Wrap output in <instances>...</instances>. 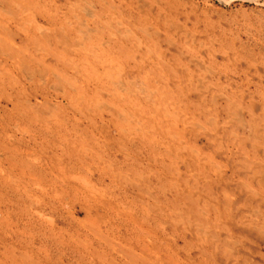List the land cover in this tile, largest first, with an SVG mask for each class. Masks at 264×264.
<instances>
[{
	"label": "rangeland",
	"instance_id": "1",
	"mask_svg": "<svg viewBox=\"0 0 264 264\" xmlns=\"http://www.w3.org/2000/svg\"><path fill=\"white\" fill-rule=\"evenodd\" d=\"M9 1H11V3ZM16 1L18 2V4ZM42 1L44 2V4ZM47 1L49 4L46 2V0H13V2H12V0H5V1L0 0V3L3 4V5L0 4V10H1L0 14L2 16V17L0 16V18H1L0 19V24H1L0 25V29H1L0 34L3 35V36L0 35V39L2 38V40H0L1 41L0 45L3 43L1 45L2 51H0V57H1L0 58V72H1L0 73V79L2 78L4 81V82H2L1 81L2 79L0 80V172H1L0 173V234L2 233L0 235V257H1L0 258V264H158V263L159 264H166V263H168V264H236V263L237 264H239V263L240 264H251V263L252 264L253 263L254 264H264V232L261 230V227H264V197H263L264 196V169H263L264 168V160H263L264 159L263 158L264 157V152H263L264 151V147H263L264 146V134H263L264 133V125H263L264 124V119H263L264 118V78H263L264 77V74H263L264 73V70H263L264 69V64H263L264 63V0H165V1L164 0H148V1L147 0H115V2H114V0H104V1L103 0H100V1L99 0H89L90 4H89V2H86L88 0H82V1L81 0H70V1L69 0H60L59 2H58V0H47ZM64 1L66 3H64ZM84 1H85V5H88V6H84ZM160 1H164V3L160 2ZM166 1H167V3H165ZM4 2H6L7 4ZM32 2H37V3L32 4ZM95 2H96V4H95ZM99 2L101 4H98ZM110 2L112 3V5ZM132 2H134V4ZM152 2L155 4H156V2L158 4L160 2V4H159L160 6L158 4L155 5ZM12 3H14V4H12ZM29 3L32 4V6H30ZM75 3H78L79 5L78 4L76 5ZM91 3H92V5H91ZM104 3H106V5ZM107 3H109V4H107ZM80 4H81V7H80ZM119 4H120V6L122 5L124 7V9H126V10H124L122 6L119 7ZM1 5L3 7H1ZM33 5H35V6H33ZM41 5H42V9H41ZM44 5H47L46 9H44L46 7ZM63 5H65L64 8L62 7ZM102 5L106 6L105 10H103L104 6H103V8L101 7ZM113 5H115V6H113ZM51 6L53 9L51 8ZM76 6H78V7H76ZM8 7H9V10H8ZM48 7H50V8H48ZM55 7H57V8H55ZM69 7L70 8L72 7V8L70 9ZM79 7H80V9H79ZM87 7H89V8L91 7L93 9V11L95 13V17H91V15H89L85 11V8H87ZM107 7H109V8H107ZM113 7H114V9H113ZM159 7H161V8H159ZM169 7H170V9H169ZM142 8H143V10H142ZM14 9H16V10L14 11ZM27 9H29V10H27ZM47 9H49V10L47 11ZM71 10H73V11L71 12ZM79 10H81V11H79ZM108 10H109V13L107 12ZM4 11L6 13H8V12L9 13L6 14ZM50 11H51V13H50ZM74 11L76 13H74ZM11 12H13V13H11ZM16 12L18 15L16 14ZM61 12H62V15H65V16H63L64 18L61 16V14H60ZM185 12H187V14H184ZM69 13L74 14L76 17L74 15H70ZM86 13H87V15H86ZM77 14L79 15L78 18H80L79 19L80 23L76 19L78 16ZM103 14L105 17H103ZM130 14H131V16H130ZM142 14H143V16H142ZM159 14H160V16H159ZM180 14H182V16ZM53 15L55 18L53 17ZM127 15H129V16H127ZM132 15H134V16H132ZM156 15H158V16H156ZM44 16H46V17H44ZM67 16H68V18L71 17L72 19L69 18V20H68V18H66ZM99 16L101 18H99ZM146 16H148L147 19H152V21L151 22H150V20L145 21ZM149 16H150V18H149ZM194 16H196V17H194ZM7 17H9V18H7ZM12 17H13V19H12ZM57 17H59V18H57ZM152 17H154V18H152ZM25 18H26V20H25ZM98 18H99V20H98ZM53 19L54 20L56 19V21H53ZM70 19L72 21L75 19V21H73L74 23L72 21H70ZM117 19H119V20L121 19V21H118ZM128 19L129 20L131 19V20L129 21ZM138 19H140V20H138ZM188 19H189V21H188ZM132 20H134V23L131 24ZM5 21L6 22L9 21V22L6 23ZM82 21L83 22L86 21L88 25L85 24L83 26V24H81ZM95 21H96V23H95ZM136 21H137V23H139L138 26H136L137 25ZM157 21H158V23H157ZM184 21L186 22V24ZM97 22H98V24H97ZM106 22H108V25L106 24ZM120 22H122V24ZM123 22L127 23V25H129V26H127ZM164 22H165V24H164ZM198 22L199 23L201 22V23L199 24ZM202 22H203V24H202ZM204 22H205V24H204ZM2 23H3V25L4 24L5 25L3 26ZM12 23H13V26H12ZM15 23H16V25H15ZM17 23L18 24L20 23V24L18 25ZM23 23H25L26 25L25 24L23 25ZM35 23L40 24L42 26H43V24H45L44 28L48 27L46 29L47 30L46 33H47L48 37L45 36V38H44L45 41H43L44 39H42L44 37V35L40 31L38 32V29L35 28V27H37V26H35ZM55 23L57 24V26H59V28L56 26ZM109 23H110V25H109ZM70 24H72V25H70ZM133 24L134 25L136 24V25L133 26ZM209 24H211L210 26H212V28L209 26ZM68 25H69V27H68ZM74 25L80 26V28L76 26L75 29H77V30L75 31L74 27H71ZM140 25L142 26V29H140L141 28ZM218 25L220 28L217 27ZM17 26H19V27L17 28ZM21 26H23L26 29V33H25V29ZM63 26H64V28H63ZM65 26L68 27V29L71 27L70 28L71 31H69L70 29L69 30L67 28L65 29ZM147 26H149V27L146 28ZM171 26H173V27H171ZM187 26H188V28H187ZM193 26H194V28H193ZM195 26H196V28H195ZM26 27H29V28H26ZM87 27H92L93 32H95V33L92 32V34L89 37H84V34L82 33V31H83V29H85ZM183 27H184V29H183ZM199 27H200V29H199ZM8 28H10V29H8ZM54 28H57V29H54ZM99 28H100V30H99ZM96 29L98 30V32ZM146 29H147V31H145ZM171 29H172V32H171ZM213 29H214V31H213ZM110 30L111 31L113 30L112 35L110 34V32H111ZM128 30L130 32L127 34ZM155 30H156V32H155ZM175 30H177L176 33H175ZM183 30H185V31H183ZM188 30H189V32H188ZM195 30H197V31L193 34L192 32ZM210 30H212V32ZM59 31H60V35H59ZM66 31H67V33H66ZM106 31L108 32V34L106 33ZM157 31L159 32L160 36L157 34L158 33ZM16 32H17V34H15ZM79 32H81L82 34H80ZM71 33L74 34L73 37H72ZM114 33L116 36H113ZM147 33H148V35H147ZM171 33H175L176 35L175 34L171 35ZM64 34H66L67 36ZM139 34H140V36L141 35L142 36L140 37ZM181 34H182V36H181ZM248 34H250V35H248ZM38 35L41 36V38ZM75 35H76V37H75ZM130 35H131V37H130ZM198 35H199V37H198ZM26 36H29L31 38H28ZM34 36H35V40H34ZM80 36H82V37L79 39ZM178 36H180V37H178ZM151 37H152V39H151ZM7 38L10 40H8ZM121 38H123V39H121ZM131 38L135 39V42ZM148 38L150 39L151 42L148 41L149 40ZM179 38H180V40H179ZM190 38H191V40H190ZM23 39H24V41H23ZM25 39H26V42H25ZM57 39H61V40H57ZM77 39H78V41L81 39L82 40L78 42ZM101 39H102V41H100ZM107 39H108V41L110 40L109 41L110 44L107 41ZM115 40H116V42H115ZM123 40H126V42ZM152 40H154V41H152ZM13 41H14V43H13ZM62 41H63V43H62ZM88 41H89V43H88ZM104 41H105V43H104ZM163 41H164V43H163ZM197 41H198V44H197ZM68 42H69V44H68ZM127 42H128V44H127ZM229 42H230V44H229ZM120 43H123L124 45L120 44ZM190 43H192V45ZM41 44H44V47H42L43 45L41 46ZM85 44H86V46H85ZM141 44H142V46H141ZM152 44L157 45L158 48H157V46H155V45L153 46ZM193 44H194V46H193ZM241 44L244 47L242 50L240 49V48H242ZM8 45H9V47H8ZM10 45H12V46H10ZM57 45H59V46H57ZM73 45H76V46L73 47ZM116 45L120 51L118 49H116L117 48V47H115ZM121 45L123 48H121ZM126 45H128V47H125ZM182 45H185L186 47L182 46ZM228 45H229V47H228ZM249 45L251 47H248ZM67 46H69V48ZM113 46H114V49L112 48ZM203 46H204V48H203ZM220 46L222 49H220ZM222 46H224V47H222ZM10 47H12V48H10ZM29 47H31V48H29ZM72 47L77 49V50H74ZM89 47H91L92 49ZM93 47H94V49H93ZM101 47L103 49L106 48L105 49L106 51L105 50H104L105 52L102 51L103 49L101 50ZM152 47H153V49H152ZM13 48H15V49H13ZM45 48H47V49L50 48V49L49 50L46 49L48 51V52H46V50H44ZM95 48H96V50H95ZM166 48L168 49V51ZM223 48H225V49H223ZM250 48H252V49H250ZM28 49H30V50H28ZM38 49H39V53H38ZM87 49H89V50H87ZM127 49L130 52L127 51ZM181 49H184V50L182 51ZM191 49H193V50H191ZM10 50H11V52H10ZM59 50L60 51L62 50V51L60 52ZM194 50H196V51H194ZM218 50H219V53H218ZM224 50H226L227 53ZM26 51L29 53V55ZM53 51L54 52L56 51V54ZM121 51H122V53H121ZM135 51H137V52H135ZM138 51H140V52L138 53ZM160 51L163 52L164 54L163 53L161 54ZM181 51H182V53H181ZM250 51L255 53L254 57H253L254 53L252 54ZM12 52H14L15 54ZM20 52H22V53H20ZM95 52H96V54H95ZM124 52L127 53V56L124 55L125 54ZM149 52H150V57L148 55ZM186 52L188 53V55L185 54ZM246 52H248L250 54H248ZM49 53H51V54H49ZM104 53L106 55H108L109 58ZM110 53H112L114 56ZM115 53L116 54L119 53V54H117V56H116ZM128 53L130 54L129 55L130 57H128ZM32 54H34V55H32ZM141 54L142 55L144 54V56H142ZM206 54H208L207 56H209V54H211V55L209 57H206ZM53 55L55 58H53ZM57 55H59V56L57 57ZM64 55H66V56H64ZM79 55H81V56H79ZM109 55H111V56H109ZM242 55L244 56L243 60H242ZM248 55H249V57H248ZM32 56H34L35 58H32ZM45 56H46V59H45ZM62 56H63V58H60ZM134 56H135V58H134ZM211 56H212V61H210ZM231 56H232V59H231ZM255 56H256V58H255ZM75 57L77 58V61L78 60H82V61H78L76 63ZM111 57H113V58H111ZM131 57H133V59ZM148 57H149V59H148ZM190 57H192V58L195 57L196 59L195 58L192 59ZM238 57H239V60H237ZM31 58L34 59V60H32L33 62L31 61ZM36 58L38 59L39 62L36 60ZM74 58H75V61H74ZM103 58H104V60H103ZM127 58H131L132 61L131 60L129 61V59H127ZM67 59H69L70 61L68 62ZM87 59L88 60L90 59V60L88 61ZM114 59H117V60H114ZM144 59H145V61H144ZM162 59H163V61H162ZM200 59H203V60H200ZM12 60H15V61H12ZM59 60H61V61H59ZM188 60H189V62H188ZM220 60H222L224 62H222ZM122 61L124 64H122ZM128 61H129V63H128ZM153 61H155L156 63ZM60 62H61V64H60ZM72 62H74V63H72ZM17 63H18V65H17ZM46 63H48V64H46ZM80 63L83 66L80 65ZM89 63H90V65H89ZM99 63H101V64L99 65ZM144 63H146V64H144ZM211 63H212V65H211ZM249 63L251 64V66H249L250 65ZM23 64H24V66H23ZM51 64H53V65L50 66ZM85 64L89 65V66H86ZM107 64H109V66ZM110 64L114 67H112ZM133 64H136V65H133ZM216 64H218V65H216ZM58 65L61 68H59ZM131 65H133V66H131ZM165 65H167V66H165ZM184 65L187 68H185ZM214 65H216V66L213 67ZM11 66H13V67H11ZM53 66L54 67L56 66L57 68L55 67L56 68L55 69V68H53ZM126 66H127V68H126ZM147 66L148 67L150 66V67L148 68ZM151 66H152V68H151ZM97 67H98V69H97ZM132 67H134V68L138 67V68L133 69ZM161 67H162V69H161ZM217 67L219 68V70ZM7 68H8V70H6ZM18 68L22 71H20ZM66 68H69V69H66ZM78 68H80V69H78ZM108 68L110 69V71ZM113 68L115 70H112ZM128 68L130 69V71H128L129 70ZM146 68H147V71H146ZM188 68H189V70H187ZM225 68H227V69H225ZM54 69L57 72L56 75H55ZM70 69H72V70H70ZM88 69H90V71L92 70L91 71L92 76H91V72L88 71ZM197 69L199 72L197 71ZM17 70H18V72H17ZM25 70H27V71L25 72ZM102 70H104V73ZM132 70L135 71L134 74H133L134 71L131 72ZM149 70L150 71L153 70V71L150 72ZM23 71H24L25 75H23L21 73ZM36 71H38V72H36ZM77 71H79V72L81 71V72L78 73ZM83 71H86V72H83ZM112 71H114V72H112ZM122 71H123V73H122ZM161 71L162 72L164 71V72L162 73ZM10 72H11V74L9 75L8 73H10ZM45 72H46V74L47 73L48 74L46 75ZM109 72H112V73L110 74ZM125 72H127V73H125ZM171 72H173L175 75ZM204 72L205 73L207 72V74H205ZM68 73L70 75H68ZM140 73H141V75H140ZM184 73H186L187 77ZM189 73H192V74H189ZM212 73H214V74H212ZM6 74H7V76H6ZM57 74L59 75V77L57 76ZM80 74H81V76H80ZM87 74H88V76H87ZM93 74H96V75L98 74L99 76L95 75L93 78ZM142 74H144L143 77H142ZM162 74L165 75V77ZM196 74H198V75H196ZM60 75H61V77H60ZM72 75H74V76L76 75V76L73 77ZM84 75H85V78H82V77H84ZM109 75H110V77H109ZM116 75H117V77L119 76L118 79H116L117 78ZM145 75H146V78H145ZM27 76H30V77H27ZM103 76H104V78H103ZM133 76H134V78H133ZM24 77L25 78L27 77L26 80H28V81H26ZM86 77H88V78L91 77V78L86 79ZM156 77H158V78H156ZM177 77H178V79H177ZM199 77H201V78H199ZM12 78H15L16 81ZM31 78L33 81L31 80ZM75 78H76V80H75ZM163 78H166V79H163ZM7 79H8V81H7ZM47 79H50V80H47ZM80 79H81V81H80ZM153 79H155L157 83ZM173 79H174V81H176L175 85L173 84L174 83ZM202 79H204V81ZM10 80H13V81L10 82ZM45 80H47V81H45ZM64 80H65V82H71L72 81L73 83H65ZM89 80H91L90 81L91 83L90 82L88 83ZM96 80H98V82ZM103 80L105 82H103ZM109 80H110V83H109ZM111 80H112V82H111ZM113 80H114V82H113ZM116 80H118V81H116ZM148 80L150 81V83L148 82ZM163 80H166V81H163ZM186 80L188 83L185 82ZM193 80H195V82ZM43 81H45L44 84H47L46 86L42 83ZM61 81H62V83H61ZM92 81L95 82L94 83L95 86H93ZM115 81H116V84H114ZM121 81L125 85L124 84L122 85V83H120ZM128 81H130V82H128ZM182 81H184L185 83ZM208 81L211 83L209 84ZM31 82L33 84H31ZM55 82H57V83H55ZM86 82H87V84H86ZM100 82H102L101 83L102 86H100L101 85ZM145 82L148 85V87H146L147 85L145 84ZM178 82L180 85L178 84ZM11 83L13 84L12 87H11V85H9ZM75 83H77V84H75ZM111 83L113 85H111ZM62 84L64 85V87ZM69 84H71V85H69ZM140 84H143L144 86L145 85L146 86L145 87L142 85L140 86ZM158 84H160V85H158ZM199 84H200V86H198ZM60 85L62 86L61 89H63L61 91L59 90ZM78 85H80V86L82 85V87H80ZM84 85H85V87H83ZM169 85H170V87H169ZM182 85H184V86H182ZM224 85H225V87H224ZM48 86H50V87L48 88ZM71 86H73L75 88H73ZM109 86H111V87H109ZM123 86H124V88H123ZM125 86H126V88H125ZM131 86H133V87H131ZM176 86L178 89L176 88ZM14 87H15V90L12 89ZM95 87H96V89H95ZM98 87H99V90L100 89L102 90V88H103L102 93L98 90ZM116 87H118V88H116ZM65 88H66V90H65ZM79 88L81 89L80 92H78ZM108 88H111V89L108 90ZM233 88H235V90ZM236 88L239 90H237ZM92 89H93V91H92ZM129 89H131V90H129ZM161 89H163L165 92ZM167 89H169V90H167ZM176 89H177V91H175ZM188 89L190 92L188 91ZM64 90H65V95L63 94ZM72 90H73V93H72ZM104 90H106V91L104 92ZM110 90L111 91L116 90V91H114L113 94L111 95L112 92L110 93ZM137 90H139L140 92ZM216 90L217 91L219 90L221 92V95L219 94L220 92L218 93V92H216ZM17 91H19V92H17ZM58 91L61 94H59ZM86 91H88L89 95L87 94ZM131 91L134 92L135 94L131 93ZM135 91H137V92H135ZM150 91H154L153 98L155 100L153 99V101H151L150 98L147 97V95ZM210 91H211V93H210ZM52 92H54V93H52ZM92 92H93V94H92ZM120 92H122V93H120ZM126 92L128 93V95ZM141 92H142V94H141ZM166 92H167V94H166ZM172 92L175 93L177 96L175 94L173 95ZM248 92H249V94H248ZM119 93H120V95H119ZM125 93H126V95H125ZM188 93H190V94H188ZM40 95H43V96H40ZM130 95H131V97H129V99L131 101L128 99V96H130ZM213 95L215 98L213 97V99H212L211 97ZM223 95H225V96H223ZM47 96H48V98H47ZM88 96L92 97L93 100H91L92 98H90ZM202 96H203V98H202ZM234 96H235V98H234ZM82 97L85 98V101ZM116 97H118V99ZM119 97L120 98L122 97V99L124 100V102L126 101V103H124L123 100L120 99L122 101L121 102L119 100ZM132 97H134V98H132ZM185 97H186V99H185ZM196 97H197V99H196ZM60 98H62V99H60ZM94 98H95V100H94ZM176 98L178 101L176 100ZM191 98H192V100H191ZM251 98H252V100H251ZM97 99L101 100V102H102V103L100 102V104H102L101 106L98 105L99 100H97ZM127 99H128V101H127ZM167 99H169V100H167ZM200 99H201V101H200ZM44 100L48 101V103L45 102ZM172 100L173 101L175 100V101L173 102ZM189 100H190V102H189ZM23 101H25V102H23ZM75 101H76V103H75ZM105 101L107 102V104ZM132 101H134V102L132 103ZM50 102L54 105V107L53 106L50 107L52 105ZM58 102H59V104H58ZM70 102H72V103H70ZM79 102H82V103L79 104ZM94 102H95V104H94ZM116 103L117 104L121 103V104H120V106H118ZM209 103H210V105H212V107L209 105ZM225 103L226 104L228 103V104L226 105ZM250 103L251 104L253 103V104L251 105ZM62 104H64V105H62ZM139 104H141L140 105L141 107H139ZM171 104H172V107H171ZM248 104L250 105V107ZM58 105L59 106L61 105L60 106L61 110L59 109ZM90 105H92V106L90 107ZM96 105H98L99 108ZM87 106L89 109L88 108L85 109V107H87ZM132 106L135 108H133ZM152 106H155V107H152ZM245 106H247V107H245ZM42 107H44V108L42 109ZM112 107H113V109H112ZM122 107H123V109H122ZM158 107H160V108H158ZM193 107L195 108L196 112H195ZM105 108H107V109H105ZM132 108H133V110H132ZM46 109L48 110L47 112H46ZM52 109H53V111H52ZM57 109H59L60 112H58ZM135 109H136V111H134ZM138 109H139V111H138ZM165 109H167V110H165ZM40 110H41V112H40ZM69 110H71V112H69ZM105 110H106V112H105ZM112 110H113V114H112ZM126 110L128 113H130V115H128V113H125ZM162 110H163V112H162ZM250 110H251V112H250ZM37 111L40 112L41 114L38 113ZM42 111H44V112H42ZM98 111H100V112H98ZM180 111L183 113V115ZM50 112H51V114H50ZM85 112H87V114ZM116 112H117V115H116ZM118 112H120V113L123 112L124 114L121 113L122 115H120V113H118ZM142 112H143V116L141 115ZM151 112H152V114H151ZM165 112H166V114H165ZM238 112L242 113V114L240 113L239 117H238V115H236ZM45 113H48V115ZM54 113H55V115H54ZM101 113H102V115H101ZM106 113H108V114H106ZM131 113H133V114H131ZM6 114H8V115H6ZM52 114L54 117L52 116ZM134 114L136 117L134 116ZM45 115H47V117H49V116H51V117L47 118ZM74 115L77 116L78 118L75 117ZM144 115H146V116L144 117ZM184 115H186V116H184ZM66 116H68L71 119H69ZM123 116H125V118ZM151 116L153 119H150ZM163 116H165V117L163 118ZM34 117H37L39 119L34 118ZM115 117H117L118 119ZM142 117H143V120H142ZM241 117L243 118L244 122L240 121L239 118H241ZM31 118L34 121H32ZM126 118H129V119H126ZM158 118H160V119H158ZM19 119L22 121H20ZM46 119H48V120L46 121ZM61 119H62V122H60ZM206 119H207V121H206ZM222 119H224V121ZM257 119L260 121L258 122ZM50 120H51V122H50ZM53 120H56V121H53ZM145 120H148V121L146 122ZM57 121L59 123H62V124L59 125V123ZM75 121H78V122L75 123ZM140 121H144V122H140ZM154 121H156V122H154ZM238 121L241 123H239ZM80 122H82V123L80 124ZM124 122H126V123L124 124ZM209 122H210V124H209ZM212 122L215 124H212ZM43 123L44 124L46 123V124L43 125ZM219 123H220V125H219ZM22 124H24V126ZM48 124L51 126L49 127ZM63 124L65 125V127L61 126ZM68 124H69V126H68ZM141 124H143L145 126H143ZM151 124H153V125H151ZM161 124H162V126H161ZM135 125H136V127H134ZM211 125H212V127H211ZM215 125H216V127H215ZM252 125L256 126V128L253 127ZM26 126H28L31 130ZM38 126L40 127L41 131H39L40 129ZM75 126L77 128H75ZM81 126H83V127H81ZM137 126H138V128H137ZM140 126H142V128ZM201 126L202 127L204 126V127L202 128ZM220 126H221V128H220ZM147 127H150V128H147ZM214 127H215V129H214ZM25 128H26V130L28 129L29 132H27L28 130L26 131ZM131 128H133V129H131ZM17 129H19V130H17ZM42 129H43V131H42ZM70 129H72V130H70ZM192 129L194 130V132H191ZM200 129H202V130H200ZM248 129H249V131H248ZM23 131L24 132L26 131L27 133L26 132L24 133ZM71 131H73V132H71ZM142 131H144V132H142ZM173 131L175 134L173 133ZM230 131H232V132H230ZM37 132L38 133L40 132V133L38 134ZM195 132H196V135H195ZM197 132H198V134H197ZM243 132H245L246 134ZM249 132H251V133H249ZM167 133H169V134H167ZM200 133H201V135H200ZM217 133H218V135H217ZM152 134H153V136H151ZM212 135H213V138H212ZM156 136H158V137H156ZM235 136L237 138H239L241 136L240 137L241 139L240 138L236 139ZM152 137H154V138L156 137V139H154ZM187 139L188 140L190 139V140L188 141ZM244 139H247V140H244ZM131 140H132V143H131ZM156 140H158L159 142H157ZM171 140H172V142H170ZM252 140H254L255 142ZM154 141H155V143H154ZM242 141H244V142H242ZM257 141H258V144H257ZM178 142H180V143H178ZM162 143H164V144H162ZM186 143H189V144L187 145ZM219 143L221 145H218ZM104 144H105V146H104ZM176 144L179 147H177ZM190 144L193 147L192 149H191V146L189 147ZM201 144H203V145H201ZM230 144H232V145H230ZM60 145H63V147ZM99 145H100V147H99ZM119 145H120V147H122V149H120V147H118ZM169 145H170L171 149H169V147H168ZM172 145H174V146L172 147ZM258 145H259V147H258ZM180 146L182 149L180 148ZM215 147H216V149H215ZM162 148H164V149H162ZM166 148H167V150H166ZM178 148H180V149H178ZM171 150H172V153H171ZM182 150H183V152H182ZM165 151H167V152L165 153ZM168 151L170 152V154ZM197 151H198V153H197ZM232 151H233V153L235 152V154H233ZM251 153H252V155H251ZM154 154H155V156H154ZM156 154L158 157L156 156ZM163 154H164V156H163ZM183 154H184V156H183ZM254 154H255V157L253 156ZM235 155H237V156H235ZM181 156H183V158H181ZM196 156H198V158H200L202 161H200V159L198 160V158ZM251 156L254 158H252ZM33 157H34V159H33ZM181 159L183 162L181 161ZM92 160L94 162H92ZM184 160L186 163L184 162ZM208 160L209 161L211 160V161L209 162ZM226 161L228 164L226 163ZM244 161H246V162H244ZM249 161H251V162H249ZM125 162H126V164H125ZM206 162L208 163L209 166H207ZM140 164L143 166H141ZM203 164H205V165H203ZM131 165H134L133 168ZM246 165H247V167H246ZM196 166H197V168H196ZM120 167L123 171L122 170L120 171ZM187 168H189L190 170H188ZM193 168L195 169V171L193 170ZM243 168H245V169H243ZM90 169H91V171H90ZM148 169H150V170H148ZM200 170H201V172H200ZM215 170H217V171H215ZM220 170H222V171H220ZM225 170H226V172H225ZM92 171H93V173H91ZM138 171L142 172V173H139ZM169 171H170V173H169ZM207 171H208V173H207ZM145 172H147V173H145ZM114 173L115 174L117 173V175H115ZM148 173L150 176L148 175ZM152 173H153V176H152ZM18 174L21 176H19ZM119 174H120V176H119ZM141 174H142V176H141ZM205 174H207V175H205ZM215 174H217V177H215ZM243 174H244V176H243ZM71 175H73L74 177ZM75 175H77V176H75ZM144 175L146 176V178ZM166 175L167 176L169 175V177H167ZM177 175H178V178H177ZM15 176H19L21 179L18 178V180H17V177H15ZM84 176H85V178H84ZM125 176H128V177H125ZM78 177H79V179H78ZM137 177H139V180L137 179ZM140 177H142L144 179H140ZM179 177H180V181H179ZM208 177H209V180H207ZM73 178L74 179L77 178V179L73 180ZM81 178H83V179H81ZM247 178H248V180H247ZM119 179H121V180H119ZM167 179L169 182L167 181ZM71 180H73V181H71ZM77 180H80V181H77ZM133 180H136L137 182L133 181ZM214 180H215V182H213ZM22 181L24 182L25 186L23 185ZM129 181H130V183H129ZM147 182H148V184H147ZM87 183H89V184H87ZM95 183H96V187L94 186ZM175 183H177V184H175ZM198 183H200V184H198ZM179 184H181V185H179ZM146 185L148 186L149 189L146 188L147 187ZM157 185L158 186L161 185L162 187L161 186L158 187ZM185 185H187V186L189 185V187H187ZM39 186L41 188H39ZM120 187L123 189H121ZM130 187L132 188V190ZM133 187H135V188H133ZM157 187H158V189H157ZM203 187H205V188H203ZM27 188L29 190H27ZM164 188H166V190ZM177 188H179V189L177 190ZM251 188H253V189H251ZM102 189H104L103 192H101ZM161 189H163V190H161ZM173 189H175L176 192H174ZM191 190H193V191H191ZM206 190H209V191H206ZM163 191H165V192H163ZM121 192H123V193H121ZM148 192H150V193H148ZM155 192H157V193H155ZM171 192H174L175 194L174 193L171 194ZM187 193H189V194L187 195ZM256 193L258 196L256 195ZM108 194H109V196L107 197ZM90 195H91V197L89 198ZM92 195H94V197ZM149 195L151 196V198ZM179 195H180V197H179ZM198 195H199V197H198ZM22 196H24V197H22ZM111 196H114V197H111ZM111 198H114V199H111ZM204 200H205V202H204ZM221 201H222V203H221ZM210 202H211V204H213L212 205L213 208H212ZM169 203H171V204H169ZM197 203H198V205H197ZM163 204H165V206H163ZM175 206L178 209L174 208V211H173V207H175ZM244 206H245V208H244ZM110 207H111V209H109ZM169 208H170V212H169ZM217 208H219V209H217ZM253 208H255V209H253ZM258 208H259V210H258ZM261 208H262V210H261ZM149 210H151V211H149ZM250 211H252V212H250ZM161 212H163V213H161ZM243 212L244 213L247 212V213L244 214ZM261 212H262V214H261ZM169 213L171 216L168 215ZM254 213H255V215H254ZM128 215L132 216V217H128ZM204 216H208V218L204 217ZM219 216H220V218H219ZM241 216H243V217L241 218ZM147 217H149V219L146 221ZM170 217H174V218H170ZM182 219L185 220V223H184V220L182 221ZM205 219H207V221H205ZM242 219H243V221H242ZM149 220H151V221H149ZM220 220H222V221H220ZM260 220L263 223L260 222ZM177 221H178V223H177ZM179 221H180V224H179ZM189 222L191 224H189ZM195 222H196V224H195ZM222 222L223 223L225 222V223L223 224ZM250 222H253V223H251V225H250ZM135 224H136V226L140 227L141 229L134 226ZM159 224H161L162 226ZM202 224H203V228H200L202 226ZM225 224H226V226H224ZM255 224H256V226H255ZM209 226L211 227V229ZM222 226H224V228H222ZM205 227H207L206 228L207 230L205 229ZM213 227L214 228L217 227L218 229L217 228L213 229ZM255 227H256V229H255ZM184 229H185V232H184ZM199 233H201V234H199ZM143 234L145 235L144 237H143ZM237 234L240 236H238ZM200 240H201V242H200ZM205 240H206V243H205ZM239 240H240V242H239ZM228 241H229V243H228ZM236 241H237V243H235ZM222 243H223V245H221ZM232 245H233V247H232ZM215 246L217 249L215 248ZM227 246H229V248L232 250L230 251V249ZM205 250H207V251H205ZM150 251H151V253H150ZM210 251L212 254L210 253ZM223 251H225L226 253ZM22 252L24 254H22ZM229 256H231V257H229ZM238 256L240 257L239 259H238ZM233 257H235V258H233ZM236 257H237V260H236ZM231 258H233V259H231ZM242 258H243V260H241ZM1 260H4V261L2 262ZM245 260H247V261H245ZM5 261H6V263H5ZM160 261H161V263H160Z\"/></svg>",
	"mask_w": 264,
	"mask_h": 264
},
{
	"label": "bare ground",
	"instance_id": "2",
	"mask_svg": "<svg viewBox=\"0 0 264 264\" xmlns=\"http://www.w3.org/2000/svg\"><path fill=\"white\" fill-rule=\"evenodd\" d=\"M4 1H5V0H4ZM59 1H60V0H58V2H59ZM69 1H70V0H69ZM81 1H82V0H81ZM99 1H100V0H99ZM103 1H104V0H103ZM147 1H148V0H147ZM164 1H165V0H164ZM164 1H160V2L164 3ZM1 2H2V1H1ZM9 2L11 3V1H9ZM12 2H13V0H12ZM16 2H17V1H16ZM42 2H43V1H42ZM46 2L48 3L47 0H46ZM58 2H57V3H58ZM76 2H77V1H76ZM86 2H89V0L86 1ZM105 2H106V1H105ZM107 2H108V1H107ZM114 2H115V0H114ZM117 2H118V1H117ZM145 2H146V1H145ZM160 2H159V4H160ZM170 2H171V1H170ZM173 2H174V1H173ZM2 3H3V2H2ZM2 3H0V4H2ZM4 3H6V2H4ZM36 3H37V2H32V4H36ZM52 3H53V2H52ZM60 3H61V2H60ZM64 3H66V2L64 1ZM68 3H69V2H68ZM93 3H94V2H93ZM110 3H111V2H110ZM120 3H121V2H120ZM132 3L134 4V2H132ZM152 3H153V2H152ZM165 3H167V1H166ZM6 4H7V3H6ZM6 4H5V5H6ZM12 4H14V3H12ZM12 4H11V5H12ZM17 4H18V2H17ZM29 4H30V3H29ZM32 4H30V6H32ZM38 4H39V3H38ZM38 4H37V5H38ZM40 4H41V3H40ZM43 4H44V2H43ZM48 4H49V3H48ZM70 4H71V3H70ZM75 4L77 5L78 3H75ZM75 4H74V5H75ZM81 4H82V3H81ZM81 4H80V7H81ZM89 4H90V2H89ZM95 4H96V2H95ZM98 4H101V3L99 2ZM104 4L106 5V3H104ZM107 4H109V3H107ZM113 4H114V3H113ZM153 4H155V3H153ZM157 4H158V3L156 2L155 5H157ZM159 4H158V5H159ZM2 5H3V4H2ZM2 5H1V7H3ZM21 5H22V4H21ZM54 5H55V4H54ZM60 5H61V4H60ZM71 5H72V4H71ZM71 5H70V6H71ZM78 5H79V4H78ZM91 5H92V3H91ZM105 5H102V6H101L102 8H103V6H104V9H103V10H105V7H106ZM111 5H112V3H111ZM111 5H110V6H111ZM117 5H118V4H117ZM168 5H169V4H168ZM33 6H35V5H33ZM44 6H46V7L44 8V9H46V8H47V5H44ZM44 6H43V7H44ZM48 6H49V5H48ZM64 6H65V5H63L62 7L64 8ZM84 6H88V5H85V1H84ZM107 6H108V5H107ZM113 6H115V5H113ZM121 6H122V5H121ZM121 6H120V4H119V7H121ZM159 6H160V5H159ZM162 6H163V5H162ZM12 7H13V6H12ZM59 7H60V6H59ZM74 7H75V6H74ZM74 7H73V8H74ZM76 7H78V6H76ZM80 7H79V9H80ZM122 7H123V6H122ZM163 7H164V6H163ZM181 7H182V6H181ZM181 7H180V8H181ZM17 8H18V7H17ZM25 8H26V7H25ZM48 8H50V7H48ZM51 8H52V6H51ZM55 8H57V7H55ZM69 8H70V7H69ZM69 8H68V9H69ZM71 8H72V7H71ZM71 8H70V9H71ZM97 8H98V7H97ZM107 8H109V7H107ZM110 8H111V7H110ZM145 8H146V7H145ZM153 8H154V7H153ZM153 8H152V9H153ZM155 8H156V7H155ZM157 8H158V7H157ZM159 8H161V7H159ZM6 9H7V8H6ZM37 9H38V8H37ZM41 9H42V5H41ZM52 9H53V8H52ZM65 9H66V8H65ZM113 9H114V7H113ZM123 9H124V7H123ZM123 9H122V10H123ZM150 9H151V8H150ZM169 9H170V7H169ZM174 9H175V8H174ZM2 10H3V9H2ZM4 10H5V9H4ZM8 10H9V7H8ZM15 10H16V9H14V11H15ZM27 10H29V9H27ZM34 10H35V9H34ZM48 10H49V9H47V11H48ZM74 10H75V9H74ZM120 10H121V9H120ZM124 10H126V9H124ZM142 10H143V8H142ZM145 10H146V9H145ZM0 11H1V10H0ZM30 11H31V10H30ZM37 11H38V10H37ZM66 11H67V10H66ZM72 11H73V10H71V12H72ZM75 11H76V10H75ZM75 11H74V13H76ZM77 11H78V10H77ZM79 11H81V10H79ZM85 11H86L89 15H91V17H95V13H94V11H93V9H92L91 7H90V8H89V7L85 8ZM96 11H97V10H96ZM116 11H117V10H116ZM127 11H128V10H127ZM150 11H151V10H150ZM160 11H161V10H160ZM162 11H163V10H162ZM180 11H181V10H180ZM193 11H194V10H193ZM4 12H5V11H4ZM53 12H54V11H53ZM83 12H84V11H83ZM98 12H99V11H98ZM107 12L109 13V10H108ZM133 12H134V11H133ZM137 12H138V11H137ZM140 12H141V11H140ZM188 12H189V11H188ZM5 13H6V12H5ZM8 13H9V12H8ZM8 13H6V14H8ZM11 13H13V12H11ZM29 13H30V12H29ZM50 13H51V11H50ZM63 13H64V12H63ZM81 13H82V12H81ZM87 13H86V15H87ZM121 13H122V12H121ZM16 14H17V12H16ZM24 14H25V13H24ZM53 14H54V13H53ZM60 14H61L62 17L65 16V15H62V12H61ZM66 14H67V13H66ZM69 14H70V15H74V14H71V13H69ZM106 14H107V13H106ZM127 14H128V13H127ZM148 14H149V13H148ZM156 14H157V13H156ZM182 14H183V13H182ZM182 14H180V15L182 16ZM184 14H187V12H185ZM191 14H192V13H191ZM3 15H4V14H3ZM14 15H15V14H14ZM17 15H18V14H17ZM17 15H16V16H17ZM27 15H28V14H27ZM37 15H38V14H37ZM67 15H68V14H67ZM77 15H78V14H77ZM84 15H85V14H84ZM116 15H117V14H116ZM119 15H120V14H119ZM124 15H125V14H124ZM154 15H155V14H154ZM0 16H1V14H0ZM35 16H36V15H35ZM38 16H39V15H38ZM74 16H75V15H74ZM109 16H110V15H109ZM127 16H129V15H127ZM130 16H131V14H130ZM132 16H134V15H132ZM142 16H143V14H142ZM152 16H153V15H152ZM156 16H158V15H156ZM159 16H160V14H159ZM170 16H171V15H170ZM187 16H188V15H187ZM1 17H2V16H1ZM3 17H4V16H3ZM23 17H24V16H23ZM30 17H31V16H30ZM30 17H29V18H30ZM44 17H46V16H44ZM50 17H51V16H50ZM53 17H54V15H53ZM75 17H76V16H75ZM78 17H79V15L77 16L76 19H77V21L80 23V21H79L80 18H78ZM103 17H105L104 14H103ZM147 17H148V16H146L145 21H146V20H150V22H151L152 19H147ZM194 17H196V16H194ZM194 17H193V18H194ZM7 18H9V17H7ZM7 18H6V19H7ZM14 18H15V17H14ZM21 18H22V17H21ZM29 18H28V19H29ZM39 18H40V17H39ZM54 18H55V17H54ZM57 18H59V17H57ZM63 18H64V17H63ZM66 18H68V16H67ZM69 18H71V17H69ZM69 18H68V20H69ZM99 18H101V17L99 16ZM99 18H98V20H99ZM109 18H110V17H109ZM125 18H126V17H125ZM127 18H128V17H127ZM130 18H131V17H130ZM149 18H150V16H149ZM152 18H154V17H152ZM155 18H156V17H155ZM176 18H177V17H176ZM176 18H175V19H176ZM178 18H179V17H178ZM188 18H189V17H188ZM0 19H1V18H0ZM2 19H3V18H2ZM12 19H13V17H12ZM22 19H23V18H22ZM61 19H62V18H61ZM71 19H72V18H71ZM71 19H70V21H72ZM84 19H85V18H84ZM106 19H107V18H106ZM134 19H135V18H134ZM196 19H197V18H196ZM196 19H195V20H196ZM25 20H26V18H25ZM62 20H63V19H62ZM117 20H118V21H121V19H120V20L117 19ZM117 20H116V21H117ZM126 20H127V19H126ZM128 20H129V19H128ZM130 20H131V19H130ZM130 20H129V21H130ZM136 20H137V19H136ZM138 20H140V19H138ZM158 20H159V19H158ZM177 20H178V19H177ZM53 21H56V19H55V20L53 19ZM73 21H75V19H74ZM73 21H72V22H73ZM100 21H101V20H100ZM111 21H112V20H111ZM118 21H117V22H118ZM123 21H124V20H123ZM132 21H133V22H132ZM132 21H131V24L134 23V20H132ZM141 21H142V20H141ZM143 21H144V20H143ZM186 21H187V20H186ZM188 21H189V19H188ZM5 22H6V21H5ZM8 22H9V21H8ZM8 22H6V23H8ZM24 22H25V21H24ZM33 22H34V21H33ZM36 22H37V21H36ZM64 22H65V21H64ZM64 22H63V23H64ZM67 22H68V21H67ZM109 22H110V21H109ZM113 22H114V21H113ZM113 22H112V23H113ZM184 22H185V21H184ZM46 23H47V22H46ZM49 23H50V22H49ZM73 23H74V22H73ZM73 23H72V24H73ZM75 23H76V22H75ZM95 23H96V21H95ZM95 23H94V24H95ZM103 23H104V22H103ZM120 23L122 24V22H120ZM123 23H125V22H123ZM136 23H137V21H136ZM142 23H143V22H142ZM142 23H141V24H142ZM157 23H158V21H157ZM192 23H193V22H192ZM198 23H199V22H198ZM198 23H197V24H198ZM200 23H201V22H200ZM200 23H199V24H200ZM208 23H209V22H208ZM10 24H11V23H10ZM17 24H18V23H17ZM19 24H20V23H19ZM19 24H18V25H19ZM24 24H25V23H23V25H24ZM30 24H31V23H30ZM50 24H51V23H50ZM50 24H49V25H50ZM55 24H56V23H55ZM61 24H62V23H61ZM72 24H70V25H72ZM81 24H83V26H84L85 24L88 25L86 21H85V22L82 21ZM89 24H90V23H89ZM97 24H98V22H97ZM106 24L108 25V22H106ZM125 24L127 25V23H125ZM138 24H139V23H137V25H136V24H135V25L138 26ZM146 24H147V23H146ZM155 24H156V23H155ZM164 24H165V22H164ZM168 24H169V23H168ZM177 24H178V23H177ZM185 24H186V22H185ZM202 24H203V22H202ZM204 24H205V22H204ZM0 25H1V24H0ZM2 25H3V23H2ZM4 25H5V24H4ZM4 25H3V26H4ZM15 25H16V23H15ZM25 25H26V24H25ZM44 25H45V24H43V26H42V25H40V24H36V23H35V26H37V27H35V28L38 29V32L40 31V32L44 35V37L42 36V37H43L42 39H44L45 36L48 37V36H47V33H46V31H47L46 29H47L48 27L44 28V27H45ZM51 25H52V24H51ZM51 25H50V26H51ZM77 25H78V24H77ZM77 25H76V26H77ZM109 25H110V23H109ZM123 25H124V24H123ZM126 25H125V26H126ZM135 25L133 24V26H135ZM147 25H148V24H147ZM156 25H157V24H156ZM174 25H175V24H174ZM174 25H173V26H174ZM189 25H190V24H189ZM210 25H211V24H209V26H210ZM212 25H213V24H212ZM216 25H217V24H216ZM12 26H13V23H12ZM29 26H30V25H29ZM32 26H33V25H32ZM56 26H57V24H56ZM76 26L74 25V26H71V27H74V29H75ZM81 26H82V25H81ZM90 26H91V25H90ZM103 26H104V25H103ZM115 26H116V25H115ZM127 26H129V25H127ZM140 26H141V25H140ZM145 26H146V25H145ZM149 26H150V25H149ZM149 26H147L146 28H148ZM163 26H164V25H163ZM163 26H162V27H163ZM173 26H171V27H173ZM176 26H177V25H176ZM183 26H184V25H183ZM206 26H207V25H206ZM8 27H9V26H8ZM18 27H19V26H17V28H18ZM21 27H23V26H21ZM57 27L59 28V26H57ZM68 27H69V25H68ZM68 27L65 26V29H66V28L68 29ZM71 27H70V28H71ZM77 27L80 28V26H77ZM92 27H93V26H92ZM92 27H87L88 29H87V28L83 29L82 33L84 34V37H89V36L92 34V32H93V28H92ZM104 27H105V26H104ZM110 27H111V26H110ZM112 27H113V26H112ZM168 27H169V26H168ZM168 27H167V28H168ZM171 27H170V28H171ZM203 27H204V26H203ZM210 27L212 28V26H210ZM210 27H209V28H210ZM217 27L220 28L219 25H218ZM217 27H216V28H217ZM17 28H16V29H17ZM23 28H24V27H23ZM26 28H29V27H26ZM33 28H34V27H33ZM63 28H64V26H63ZM70 28H69V29H70ZM83 28H84V27H83ZM118 28H119V27H118ZM135 28H136V27H135ZM185 28H186V27H185ZM187 28H188V26H187ZM193 28H194V26H193ZM195 28H196V26H195ZM204 28H205V27H204ZM204 28H203V29H204ZM8 29H10V28H8ZM19 29H20V28H19ZM24 29H25V28H24ZM37 29H36V30H37ZM54 29H57V28H54ZM69 29H68V30H69ZM72 29H73V28H72ZM103 29H104V28H103ZM108 29H109V28H108ZM114 29H115V28H114ZM122 29H123V28H122ZM125 29H126V28H125ZM132 29H133V28H132ZM137 29H138V28H137ZM140 29H142V26H141ZM140 29H139V30H140ZM154 29H155V28H154ZM183 29H184V27H183ZM199 29H200V27H199ZM222 29H223V28H222ZM0 30H1V29H0ZM11 30H12V29H11ZM20 30H21V29H20ZM20 30H19V31H20ZM51 30H52V29H51ZM51 30H50V31H51ZM76 30H77V29H75V31H76ZM96 30H97V29H96ZM99 30H100V28H99ZM117 30H118V29H117ZM163 30H164V29H163ZM216 30H217V29H216ZM32 31H33V30H32ZM48 31H49V30H48ZM69 31H71V29H70ZM69 31H68V32H69ZM73 31H74V30H73ZM103 31H104V30H103ZM103 31H102V32H103ZM108 31H109V30H108ZM110 31H111V30H110ZM112 31H113V30H112ZM112 31L110 32L111 35H112ZM122 31H123V30H122ZM126 31H127V30H126ZM136 31H137V30H136ZM145 31H147V29H146ZM173 31H174V30H173ZM176 31H177V30H175V33H176ZM183 31H185V30H183ZM196 31H197V30L193 31L192 33L194 34ZM210 31L212 32V30H210ZM213 31H214V29H213ZM22 32H23V31H22ZM97 32H98V30H97ZM129 32H130V31L128 30L127 34H128ZM137 32H138V31H137ZM141 32H142V31H141ZM148 32H149V31H148ZM155 32H156V30H155ZM157 32H158V31H157ZM171 32H172V29H171ZM186 32H187V31H186ZM188 32H189V30H188ZM231 32H232V31H231ZM0 33H1V32H0ZM4 33H5V32H4ZM25 33H26V29H25ZM29 33H30V32H29ZM29 33H28V34H29ZM32 33H33V32H32ZM66 33H67V31H66ZM77 33H78V32H77ZM79 33L82 34L81 32H79ZM93 33H95V32H93ZM106 33L108 34L107 31H106ZM118 33H119V32H118ZM165 33H166V32H165ZM167 33H168V32H167ZM175 33H171V35H172V34H175ZM183 33H184V32H183ZM209 33H210V32H209ZM5 34H6V33H5ZM15 34H17V32H16ZM48 34H49V33H48ZM71 34H72V33H71ZM98 34H99V33H98ZM100 34H101V33H100ZM110 34H109V35H110ZM130 34H131V33H130ZM144 34H145V33H144ZM152 34H153V33H152ZM157 34L159 35V32H158ZM187 34H188V33H187ZM199 34H200V33H199ZM0 35H1V34H0ZM59 35H60V31H59ZM64 35H66V34H64ZM73 35H74V34H72V37H73ZM77 35H78V34H77ZM104 35H105V34H104ZM137 35H138V34H137ZM147 35H148V33H147ZM175 35H176V34H175ZM189 35H190V34H189ZM248 35H250V34H248ZM1 36H3V35H1ZM22 36H23V35H22ZM22 36H21V37H22ZM29 36H30V35H29ZM29 36H26V37L31 38V37H29ZM38 36H39V35H38ZM49 36H50V35H49ZM54 36H55V35H54ZM66 36H67V35H66ZM100 36H101V35H100ZM113 36H116L115 33L113 34ZM118 36H119V35H118ZM118 36H117V37H118ZM139 36H140V34H139ZM141 36H142V35H141ZM141 36H140V37H141ZM153 36H154V35H153ZM159 36H160V35H159ZM159 36H158V37H159ZM181 36H182V34H181ZM14 37H15V36H14ZM39 37L41 38V36H39ZM58 37H59V36H58ZM75 37H76V35H75ZM81 37H82V36H80L79 39H80ZM120 37H121V36H120ZM130 37H131V35H130ZM178 37H180V36H178ZM183 37H184V36H183ZM186 37H187V36H186ZM186 37H185V38H186ZM198 37H199V35H198ZM12 38H13V37H12ZM52 38H53V37H52ZM103 38H104V37H103ZM108 38H109V37H108ZM124 38H125V37H124ZM136 38H137V37H136ZM144 38H145V37H144ZM155 38H156V37H155ZM188 38H189V37H188ZM7 39H8V38H7ZM47 39H48V38H47ZM85 39H86V38H85ZM104 39H105V38H104ZM121 39H123V38H121ZM126 39H127V38H126ZM131 39L134 40V42H135V39H133V38H131ZM138 39H139V38H138ZM148 39H149V38H148ZM151 39H152V37H151ZM168 39H169V38H168ZM176 39H177V38H176ZM186 39H187V38H186ZM0 40H2V38H1ZM8 40H10V39H8ZM28 40H29V39H28ZM34 40H35V36H34ZM57 40H61V39H57ZM67 40H68V39H67ZM81 40H82V39H81ZM81 40H79V41H81ZM105 40H106V39H105ZM158 40H159V39H158ZM179 40H180V38H179ZM190 40H191V38H190ZM193 40H194V39H193ZM197 40H198V39H197ZM208 40H209V39H208ZM23 41H24V39H23ZM36 41H37V40H36ZM36 41H35V42H36ZM43 41H45V39H44ZM65 41H66V40H65ZM70 41H71V40H70ZM70 41H69V42H70ZM77 41H78V39H77ZM79 41H78V42H79ZM100 41H102V39H101ZM107 41H108V39H107ZM109 41H110V40H109ZM109 41H108V42H109ZM123 41L126 42V40H123ZM127 41H128V40H127ZM129 41H130V40H129ZM148 41H150V39H149ZM152 41H154V40H152ZM160 41H161V40H160ZM198 41H199V40H198ZM198 41H197V44H198ZM0 42H1V41H0ZM3 42H4V41H3ZM25 42H26V39H25ZM35 42H34V43H35ZM53 42H54V41H53ZM69 42H68V44H69ZM72 42H73V41H72ZM90 42H91V41H90ZM93 42H94V41H93ZM115 42H116V40H115ZM130 42H131V41H130ZM130 42H129V43H130ZM136 42H137V41H136ZM150 42H151V41H150ZM165 42H166V41H165ZM201 42H202V41H201ZM224 42H225V41H224ZM232 42H233V41H232ZM232 42H231V43H232ZM249 42H250V41H249ZM7 43H8V42H7ZM13 43H14V41H13ZM16 43H17V42H16ZM62 43H63V41H62ZM70 43H71V42H70ZM86 43H87V42H86ZM88 43H89V41H88ZM88 43H87V44H88ZM104 43H105V41H104ZM106 43H107V42H106ZM141 43H142V42H141ZM146 43H147V42H146ZM152 43H153V42H152ZM163 43H164V41H163ZM166 43H167V42H166ZM174 43H175V42H174ZM178 43H179V42H178ZM183 43H184V42H183ZM236 43H237V42H236ZM239 43H240V42H239ZM252 43H253V42H252ZM2 44H3V43H2ZM2 44H1V45H2ZM4 44H5V43H4ZM9 44H10V43H9ZM17 44H18V43H17ZM26 44H27V43H26ZM35 44H36V43H35ZM37 44H38V43H37ZM75 44H76V43H75ZM83 44H84V43H83ZM109 44H110V42H109ZM120 44H123V43H120ZM127 44H128V42H127ZM136 44H137V43H136ZM148 44H149V43H148ZM190 44L192 45V43H190ZM229 44H230V42H229ZM249 44H250V43H249ZM1 45H0V49H1ZM6 45H7V44H6ZM42 45H43V46H42ZM80 45H81V44H80ZM104 45H105V44H104ZM123 45H124V44H123ZM150 45H151V44H150ZM152 45H153V44H152ZM154 45H155V44H154ZM154 45H153V46H154ZM187 45H188V44H187ZM200 45H201V44H200ZM231 45H232V44H231ZM238 45H239V44H238ZM10 46H12V45H10ZM41 46L44 47V44H41ZM57 46H59V45H57ZM71 46H72V45H71ZM75 46H76V45H73V47H75ZM85 46H86V44H85ZM88 46H89V45H88ZM141 46H142V44H141ZM144 46H145V45H144ZM155 46H157V45H155ZM178 46H179V45H178ZM182 46H185V45H182ZM193 46H194V44H193ZM224 46H225V45H224ZM224 46H222V47H224ZM236 46H237V45H236ZM252 46H253V45H252ZM8 47H9V45H8ZM19 47H20V46H19ZM19 47H18V48H19ZM32 47H33V46H32ZM45 47H46V46H45ZM67 47L69 48V46H67ZM73 47H72V48H73ZM82 47H83V46H82ZM82 47H81V48H82ZM96 47H97V46H96ZM115 47H117V45H116ZM125 47H128V45H126ZM129 47H130V46H129ZM185 47H186V46H185ZM190 47H191V46H190ZM200 47H201V46H200ZM205 47H206V46H205ZM211 47H212V46H211ZM228 47H229V45H228ZM239 47H240V46H239ZM241 47H242V48H240V49L242 50V49L244 48L242 44H241ZM248 47H251V46L249 45ZM10 48H12V47H10ZM15 48H16V47H15ZM15 48H13V49H15ZM21 48H22V47H21ZM29 48H31V47H29ZM40 48H41V47H40ZM40 48H39V49H40ZM55 48H56V47H55ZM58 48H59V47H58ZM79 48H80V47H79ZM89 48H91V47H89ZM109 48H110V47H109ZM112 48L114 49V46H113ZM121 48H123L122 45H121ZM135 48H136V47H135ZM157 48H158V46H157ZM167 48H168V47H167ZM167 48H166V49H167ZM181 48H182V47H181ZM191 48H192V47H191ZM203 48H204V46H203ZM22 49H23V48H22ZM39 49H38V53H39ZM46 49H47V48H45L44 50H46ZM49 49H50V48H49ZM49 49H47V50H49ZM73 49H74V50H77V49H75V48H73ZM85 49H86V48H85ZM91 49H92V48H91ZM93 49H94V47H93ZM102 49H103V48L101 47V50H102ZM105 49H106V48H105ZM105 49H103L102 51H104ZM107 49H108V48H107ZM113 49H112V50H113ZM116 49H118V47H117ZM124 49H125V48H124ZM124 49H123V50H124ZM139 49H140V48H139ZM146 49H147V48H146ZM152 49H153V47H152ZM178 49H179V48H178ZM193 49H194V48H193ZM193 49H191V50H193ZM220 49H222L221 46H220ZM223 49H225V48H223ZM227 49H228V48H227ZM248 49H249V48H248ZM250 49H252V48H250ZM253 49H254V48H253ZM18 50H19V49H18ZM20 50H21V49H20ZM28 50H30V49H28ZM47 50H46V52H48ZM67 50H68V49H67ZM87 50H89V49H87ZM95 50H96V48H95ZM95 50H94V51H95ZM118 50H119V49H118ZM121 50H122V49H121ZM131 50H132V49H131ZM135 50H136V49H135ZM162 50H163V49H162ZM181 50L183 51L184 49H181ZM198 50H199V49H198ZM246 50H247V49H246ZM0 51H2V49H1ZM12 51H13V50H12ZM51 51H52V50H51ZM59 51H60V50H59ZM61 51H62V50H61ZM61 51H60V52H61ZM70 51H71V50H70ZM83 51H84V50H83ZM105 51H106V50H105ZM105 51H104V52H105ZM110 51H111V50H110ZM110 51H109V52H110ZM114 51H115V50H114ZM119 51H120V50H119ZM124 51H125V50H124ZM127 51H129V50L127 49ZM127 51H126V52H127ZM133 51H134V50H133ZM133 51H132V52H133ZM146 51H147V50H146ZM155 51H156V50H155ZM163 51H164V50H163ZM167 51H168V49H167ZM182 51H181V53H182ZM194 51H196V50H194ZM194 51H193V52H194ZM207 51H208V50H207ZM224 51H226V50H224ZM248 51H249V50H248ZM252 51H253V50H252ZM252 51H250V52L253 54L254 52H252ZM10 52H11V50H10ZM26 52H27V51H26ZM53 52H54V51H53ZM67 52H68V51H67ZM71 52H72V51H71ZM111 52H112V51H111ZM126 52H124V53H125L124 55L127 56V53H126ZM129 52H130V51H129ZM135 52H137V51H135ZM139 52H140V51H138V53H139ZM147 52H148V51H147ZM150 52H151V51H150ZM150 52L148 53L149 57H150ZM160 52H161V51H160ZM169 52H170V51H169ZM193 52H192V53H193ZM197 52H198V51H197ZM197 52H196V53H197ZM208 52H209V51H208ZM208 52H207V53H208ZM222 52H223V51H222ZM12 53H14V52H12ZM20 53H22V52H20ZM27 53H28V52H27ZM40 53H41V52H40ZM54 53L56 54V51H55ZM72 53H73V52H72ZM79 53H80V52H79ZM112 53H113V52H112ZM112 53H110V54H112ZM121 53H122V51H121ZM151 53H152V52H151ZM162 53H163V52H161V54H162ZM218 53H219V50H218ZM226 53H227V51H226ZM241 53H242V52H241ZM246 53H248V52H246ZM14 54H15V53H14ZM49 54H51V53H49ZM52 54H53V53H52ZM65 54H66V53H65ZM91 54H92V53H91ZM95 54H96V52H95ZM95 54H94V55H95ZM100 54H101V53H100ZM104 54H105V53H104ZM104 54H103V55H104ZM117 54H119V53H117ZM117 54L115 53L116 56H117ZM152 54H153V53H152ZM163 54H164V53H163ZM185 54L188 55L187 52H186ZM235 54H236V53H235ZM243 54H244V53H243ZM248 54H250V53H248ZM28 55H29V53H28ZM32 55H34V54H32ZM38 55H39V54H38ZM59 55H60V54H59ZM59 55H57V57H58ZM94 55H93V56H94ZM105 55H106V54H105ZM112 55H113V54H112ZM129 55H130V54L128 53V57H130ZM138 55H139V54H138ZM141 55H142V54H141ZM157 55H158V54H157ZM171 55H172V54H171ZM207 55H208V54H206V57H209L211 54H209V56H207ZM240 55H241V54H240ZM254 55H255V53L253 54V57H254ZM49 56H50V55H49ZM64 56H66V55H64ZM79 56H81V55H79ZM85 56H86V55H85ZM101 56H102V55H101ZM106 56L108 57V55H106ZM109 56H111V55H109ZM113 56H114V55H113ZM116 56H115V57H116ZM120 56H121V55H120ZM131 56H132V55H131ZM135 56H136V55H135ZM135 56H134V58H135ZM142 56H144V54H143ZM163 56H164V55H163ZM167 56H168V55H167ZM175 56H176V55H175ZM196 56H197V55H196ZM5 57H6V56H5ZM18 57H19V56H18ZM51 57H52V56H51ZM68 57H69V56H68ZM76 57H77V56H76ZM76 57H75V58H76ZM88 57H89V56H88ZM140 57H141V56H140ZM149 57H148V59H149ZM171 57H172V56H171ZM248 57H249V55H248ZM0 58H1V57H0ZM11 58H12V57H11ZM32 58H35V57L32 56ZM32 58H31V61L34 60V59H32ZM53 58H55L54 55H53ZM60 58H63V56L60 57ZM72 58H73V57H72ZM72 58H71V59H72ZM75 58H74V61H75ZM78 58H79V57H78ZM81 58H82V57H81ZM81 58H80V59H81ZM84 58H85V57H84ZM92 58H93V57H92ZM95 58H96V57H95ZM108 58H109V57H108ZM111 58H113V57H111ZM119 58H120V57H119ZM131 58L133 59V57H131ZM131 58H127V59H129V61H130ZM157 58H158V57H157ZM190 58H192V57H190ZM194 58H195V57H194ZM194 58H192V59H194ZM240 58H241V57H240ZM255 58H256V56H255ZM7 59H8V58H7ZM12 59H13V58H12ZM19 59H20V58H19ZM45 59H46V56H45ZM49 59H50V58H49ZM99 59H100V58H99ZM159 59H160V58H159ZM170 59H171V58H170ZM187 59H188V58H187ZM195 59H196V58H195ZM208 59H209V58H208ZM213 59H214V58H213ZM231 59H232V56H231ZM243 59H244V56L242 55V60H243ZM249 59H250V58H249ZM261 59H262V58H261ZM36 60L38 61L37 58H36ZM67 60H68V62L70 61L69 59H67ZM87 60H88V59H87ZM89 60H90V59H89ZM89 60H88V61H89ZM97 60H98V59H97ZM100 60H101V59H100ZM100 60H99V61H100ZM103 60H104V58H103ZM114 60H117V59H114ZM118 60H119V59H118ZM120 60H121V59H120ZM124 60H125V59H124ZM155 60H156V59H155ZM200 60H203V59H200ZM209 60H210V59H209ZM234 60H235V59H234ZM234 60H233V61H234ZM237 60H239V57H238ZM246 60H247V59H246ZM258 60H259V59H258ZM12 61H15V60H12ZM23 61H24V60H23ZM59 61H61V60H59ZM63 61H64V60H63ZM65 61H66V60H65ZM78 61H82V60H78ZM78 61H77V58H76V63H77ZM93 61H94V60H93ZM101 61H102V60H101ZM106 61H107V60H106ZM129 61H128V63H129ZM131 61H132V60H131ZM142 61H143V60H142ZM144 61H145V59H144ZM149 61H150V60H149ZM156 61H157V60H156ZM160 61H161V60H160ZM162 61H163V59H162ZM164 61H165V60H164ZM198 61H199V60H198ZM210 61H212V56H211V60H210ZM220 61H222V60H220ZM260 61H261V60H260ZM32 62H33V61H32ZM38 62H39V61H38ZM45 62H46V61H45ZM83 62H84V61H83ZM97 62H98V61H97ZM151 62H152V61H151ZM151 62H150V63H151ZM153 62H155V61H153ZM171 62H172V61H171ZM183 62H184V61H183ZM185 62H186V61H185ZM188 62H189V60H188ZM222 62H224V61H222ZM222 62H221V63H222ZM228 62H229V61H228ZM230 62H231V61H230ZM239 62H240V61H239ZM65 63H66V62H65ZM65 63H64V64H65ZM72 63H74V62H72ZM107 63H108V62H107ZM117 63H118V62H117ZM134 63H135V62H134ZM138 63H139V62H138ZM138 63H137V64H138ZM141 63H142V62H141ZM155 63H156V62H155ZM157 63H158V62H157ZM160 63H161V62H160ZM199 63H200V62H199ZM213 63H214V62H213ZM225 63H226V62H225ZM250 63H251V62H250ZM250 63H249V64H250ZM31 64H32V63H31ZM46 64H48V63H46ZM60 64H61V62H60ZM60 64H59V65H60ZM64 64H63V65H64ZM86 64H87V63H86ZM86 64H85V65H86ZM95 64H96V63H95ZM100 64H101V63H99V65H100ZM122 64H124L123 61H122ZM144 64H146V63H144ZM161 64H162V63H161ZM178 64H179V63H178ZM181 64H182V63H181ZM183 64H184V63H183ZM188 64H189V63H188ZM200 64H201V63H200ZM203 64H204V63H203ZM251 64H252V63H251ZM251 64H250L249 66H251ZM263 64H264V63H263ZM12 65H13V64H12ZM17 65H18V63H17ZM52 65H53V64H51L50 66H52ZM59 65H58V67H59ZM68 65H69V64H68ZM73 65H74V64H73ZM80 65H82V64L80 63ZM89 65H90V63H89ZM89 65H86V66H89ZM93 65H94V64H93ZM107 65L109 66V64H107ZM110 65H111V64H110ZM127 65H128V64H127ZM133 65H136V64H133ZM133 65H131V66H133ZM147 65H148V64H147ZM149 65H150V64H149ZM171 65H172V64H171ZM174 65H175V64H174ZM179 65H180V64H179ZM198 65H199V64H198ZM201 65H202V64H201ZM211 65H212V63H211ZM216 65H218V64H216ZM216 65H214L213 67H215ZM255 65H256V64H255ZM20 66H21V65H20ZM23 66H24V64H23ZM23 66H22V67H23ZM26 66H27V65H26ZM29 66H30V65H29ZM35 66H36V65H35ZM50 66H49V67H50ZM82 66H83V65H82ZM97 66H98V65H97ZM108 66H107V67H108ZM111 66H112V65H111ZM115 66H116V65H115ZM120 66H121V65H120ZM124 66H125V65H124ZM141 66H142V65H141ZM154 66H155V65H154ZM158 66H159V65H158ZM165 66H167V65H165ZM188 66H189V65H188ZM199 66H200V65H199ZM253 66H254V65H253ZM2 67H3V66H2ZM11 67H13V66H11ZM55 67H56V66H55ZM55 67L53 66V68H55ZM78 67H79V66H78ZM95 67H96V66H95ZM112 67H114V66H112ZM147 67H148V66H147ZM149 67H150V66H149ZM149 67H148V68H149ZM155 67H156V66H155ZM184 67L187 68L185 65H184ZM197 67H198V66H197ZM201 67H202V66H201ZM206 67H207V66H206ZM206 67H205V68H206ZM231 67H232V66H231ZM3 68H4V67H3ZM20 68H21V67H20ZM26 68H27V67H26ZM47 68H48V67H47ZM51 68H52V67H51ZM56 68H57V67H56ZM56 68H55V69H56ZM59 68H61V67H59ZM80 68H81V67H80ZM80 68H78V69H80ZM104 68H105V67H104ZM115 68H116V67H115ZM121 68H122V67H121ZM126 68H127V66H126ZM132 68H133V69H137L138 67H137V68H136V67H135V68L132 67ZM143 68H144V67H143ZM151 68H152V66H151ZM157 68H158V67H157ZM166 68H167V67H166ZM170 68H171V67H170ZM170 68H169V69H170ZM217 68H218V67H217ZM222 68H223V67H222ZM232 68H233V67H232ZM13 69H14V68H13ZM18 69H19V68H18ZM55 69H54V71H55V75H56L57 72H56ZM66 69H69V68H66ZM84 69H85V68H84ZM97 69H98V67H97ZM108 69H109V68H108ZM108 69H107V70H108ZM128 69H129V68H128ZM154 69H155V68H154ZM161 69H162V67H161ZM161 69H160V70H161ZM164 69H165V68H164ZM178 69H179V68H178ZM209 69H210V68H209ZM214 69H215V68H214ZM225 69H227V68H225ZM6 70H8V68H7ZM19 70H20V69H19ZM23 70H24V69H23ZM48 70H49V69H48ZM58 70H59V69H58ZM70 70H72V69H70ZM76 70H77V69H76ZM86 70H87V69H86ZM94 70H95V69H94ZM94 70H93V71H94ZM99 70H100V69H99ZM107 70H106V71H107ZM112 70H115V69L113 68ZM118 70H119V69H118ZM141 70H142V69H141ZM160 70H159V71H160ZM166 70H167V69H166ZM166 70H165V71H166ZM171 70H172V69H171ZM187 70H189V68H188ZM194 70H195V69H194ZM194 70H193V71H194ZM218 70H219V68H218ZM220 70H221V69H220ZM233 70H234V69H233ZM263 70H264V69H263ZM20 71H22V70H20ZM20 71H19V72H20ZM26 71H27V70H25V72H26ZM44 71H45V70H44ZM51 71H52V70H51ZM54 71H53V72H54ZM63 71H64V70H63ZM88 71H90V69H88ZM91 71H92V70H91ZM91 71H90V72H91ZM95 71H96V70H95ZM97 71H98V70H97ZM102 71H103V73H104V70H102ZM106 71H105V72H106ZM109 71H110V69H109ZM120 71H121V70H120ZM128 71H130V69H129ZM133 71H134V70H132L131 72H133ZM146 71H147V68H146ZM149 71H150V70H149ZM151 71H153V70H151ZM151 71H150V72H151ZM179 71H180V70H179ZM197 71H198V69H197ZM202 71H203V70H202ZM202 71H201V72H202ZM211 71H212V70H211ZM224 71H225V70H224ZM235 71H236V70H235ZM17 72H18V70H17ZM36 72H38V71H36ZM58 72H59V71H58ZM60 72H61V71H60ZM64 72H65V71H64ZM77 72L80 73L81 71H80V72L77 71ZM83 72H86V71H83ZM100 72H101V71H100ZM112 72H114V71H112ZM112 72H109V73L111 74ZM137 72H138V71H137ZM137 72H136V73H137ZM139 72H140V71H139ZM161 72H162V71H161ZM163 72H164V71H163ZM163 72H162V73H163ZM166 72H167V71H166ZM173 72H174V71H173ZM173 72H171V73H173ZM187 72H188V71H187ZM198 72H199V71H198ZM207 72H208V71H207ZM207 72H206V73L204 72V73L207 74ZM221 72H222V71H221ZM239 72H240V71H239ZM0 73H1V72H0ZM5 73H6V72H5ZM14 73H15V72H14ZM21 73H22L23 75H25V74H24V71L21 72ZM43 73H44V72H43ZM66 73H67V72H66ZM71 73H72V72H71ZM97 73H98V72H97ZM115 73H116V72H115ZM122 73H123V71H122ZM125 73H127V72H125ZM134 73H135V71L133 72V74H134ZM143 73H144V72H143ZM147 73H148V72H147ZM158 73H159V72H158ZM168 73H169V72H168ZM174 73H175V72H174ZM174 73H173V74H174ZM8 74L10 75L11 72L8 73ZM45 74H46V72H45ZM47 74H48V73H47ZM47 74H46V75H47ZM53 74H54V73H53ZM60 74H61V73H60ZM62 74H63V73H62ZM74 74H75V73H74ZM76 74H77V73H76ZM85 74H86V73H85ZM89 74H90V73H89ZM100 74H101V73H100ZM105 74H106V73H105ZM119 74H120V73H119ZM133 74H132V75H133ZM138 74H139V73H138ZM151 74H152V73H151ZM160 74H161V73H160ZM184 74L186 75V73H184ZM189 74H192V73H189ZM198 74H199V73H198ZM198 74H196V75H198ZM212 74H214V73H212ZM257 74H258V73H257ZM263 74H264V73H263ZM1 75H2V74H1ZM23 75H22V76H23ZM29 75H30V74H29ZM68 75H70V74L68 73ZM95 75H96V74H93V78H94ZM97 75H98V74H97ZM97 75H96V76H97ZM107 75H108V74H107ZM112 75H113V74H112ZM112 75H111V76H112ZM140 75H141V73H140ZM143 75H144V74H142V77H143ZM162 75H163V74H162ZM174 75H175V74H174ZM179 75H180V74H179ZM6 76H7V74H6ZM14 76H15V75H14ZM22 76H21V77H22ZM30 76H31V75H30ZM30 76H27V77H30ZM57 76L59 77L58 74H57ZM72 76L75 77L76 75H75V76L72 75ZM80 76H81V74H80ZM87 76H88V74H87ZM91 76H92V72H91ZM98 76H99V75H98ZM100 76H101V75H100ZM113 76H114V75H113ZM148 76H149V75H148ZM150 76H151V75H150ZM153 76H154V75H153ZM163 76L165 77V75H163ZM176 76H177V75H176ZM259 76H260V75H259ZM8 77H9V76H8ZM10 77H11V76H10ZM27 77H26V78H27ZM60 77H61V75H60ZM63 77H64V76H63ZM67 77H68V76H67ZM109 77H110V75H109ZM116 77H117V75H116ZM118 77H119V76H118ZM118 77H117L116 79H118ZM135 77H136V76H135ZM140 77H141V76H140ZM142 77H141V78H142ZM167 77H168V76H167ZM173 77H174V76H173ZM186 77H187V75H186ZM211 77H212V76H211ZM216 77H217V76H216ZM15 78H16V77H15ZM15 78H12V79L15 80ZM22 78H23V77H22ZM24 78H25V77H24ZM26 78H25V80H26ZM35 78H36V77H35ZM44 78H45V77H44ZM64 78H65V77H64ZM68 78H69V77H68ZM77 78H78V77H77ZM82 78H85V75H84V77H82ZM87 78H88V77H86V79H87ZM90 78H91V77H90ZM90 78H88V79H90ZM95 78H96V77H95ZM103 78H104V76H103ZM106 78H107V77H106ZM122 78H123V77H122ZM133 78H134V76H133ZM141 78H140V79H141ZM145 78H146V75H145ZM147 78H148V77H147ZM156 78H158V77H156ZM194 78H195V77H194ZM199 78H201V77H199ZM247 78H248V77H247ZM247 78H246V79H247ZM263 78H264V77H263ZM1 79H2V78H1ZM1 79H0V80H1ZM33 79H34V78H33ZM39 79H40V78H39ZM54 79H55V78H54ZM58 79H59V78H58ZM86 79H85V80H86ZM107 79H108V78H107ZM111 79H112V78H111ZM119 79H120V78H119ZM124 79H125V78H124ZM130 79H131V78H130ZM130 79H129V80H130ZM149 79H150V78H149ZM163 79H166V78H163ZM177 79H178V77H177ZM223 79H224V78H223ZM22 80H23V79H22ZM31 80H32V78H31ZM47 80H50V79H47ZM47 80H45V81H47ZM56 80H57V79H56ZM71 80H72V79H71ZM75 80H76V78H75ZM78 80H79V79H78ZM85 80H84V81H85ZM114 80H115V79H114ZM114 80H113V82H114ZM126 80H127V79H126ZM135 80H136V79H135ZM153 80H155V79H153ZM188 80H189V79H188ZM195 80H196V79H195ZM195 80H193V81L195 82ZM198 80H199V79H198ZM202 80L204 81V79H202ZM225 80H226V79H225ZM1 81L4 82L3 79H2ZM7 81H8V79H7ZM11 81H13V80H10V82H11ZM15 81H16V80H15ZM15 81H14V82H15ZM26 81H28V80H26ZM29 81H30V80H29ZM32 81H33V80H32ZM35 81H36V80H35ZM45 81H43L42 83L44 84ZM66 81H67V80H66ZM72 81H73V80H72ZM72 81H71V82H65V80H64L65 83H73ZM80 81H81V79H80ZM90 81H91V80H89L88 83H89ZM96 81L98 82V80H96ZM116 81H118V80H116ZM116 81H115L114 84H116ZM159 81H160V80H159ZM159 81H158V82H159ZM161 81H162V80H161ZM163 81H166V80H163ZM173 81H174V79H173ZM177 81H178V80H177ZM189 81H190V80H189ZM196 81H197V80H196ZM203 81H202V82H203ZM215 81H216V80H215ZM242 81H243V80H242ZM17 82H18V81H17ZM77 82H78V81H77ZM92 82H93V81H92ZM103 82H105V81L103 80ZM111 82H112V80H111ZM128 82H130V81H128ZM128 82H127V83H128ZM148 82L150 83L149 80H148ZM155 82H156V80H155ZM175 82H176V81H174V83H173L174 85H175ZM182 82H184V81H182ZM182 82H181V83H182ZM185 82H187V80H186ZM185 82H184V83H185ZM202 82H201V83H202ZM250 82H251V81H250ZM6 83H7V82H6ZM8 83H9V82H8ZM21 83H22V82H21ZM29 83H30V82H29ZM55 83H57V82H55ZM55 83H54V84H55ZM61 83H62V81H61ZM65 83H64V84H65ZM90 83H91V82H90ZM94 83H95V82H93V86H95ZM101 83H102V82H100V84H101ZM106 83H107V82H106ZM109 83H110V80H109ZM120 83H122V81H121ZM156 83H157V82H156ZM187 83H188V82H187ZM187 83H186V84H187ZM208 83L210 84L211 82L208 81ZM229 83H230V82H229ZM253 83H254V82H253ZM31 84H33V83L31 82ZM35 84H36V83H35ZM39 84H40V83H39ZM48 84H49V83H48ZM75 84H77V83H75ZM80 84H81V83H80ZM86 84H87V82H86ZM100 84H99V85H100ZM123 84H124V83H122V85H123ZM143 84H144V83H143ZM143 84H140V86H141V85L144 86ZM145 84H146V82H145ZM178 84H179V82H178ZM197 84H198V83H197ZM197 84H196V85H197ZM209 84H208V85H209ZM221 84H222V83H221ZM231 84H232V83H231ZM6 85H7V84H6ZM9 85H11V87H12L13 84L11 83V84H9ZM15 85H16V84H15ZM19 85H20V84H19ZM44 85L46 86L47 84H44ZM44 85H43V86H44ZM58 85H59V84H58ZM58 85H57V86H58ZM62 85H63V84H62ZM67 85H68V84H67ZM69 85H71V84H69ZM72 85H73V84H72ZM89 85H90V84H89ZM89 85H88V86H89ZM96 85H97V84H96ZM111 85H113V84L111 83ZM124 85H125V84H124ZM146 85H147V84H146ZM146 85H145V86H146ZM158 85H160V84H158ZM163 85H164V84H163ZM179 85H180V84H179ZM184 85H185V84H184ZM184 85H182V86H184ZM208 85H207V86H208ZM215 85H216V84H215ZM7 86H8V85H7ZM20 86H21V85H20ZM36 86H37V85H36ZM39 86H40V85H39ZM39 86H38V87H39ZM57 86H56V87H57ZM74 86H75V85H74ZM78 86H80V85H78ZM86 86H87V85H86ZM97 86H98V85H97ZM100 86H102V84H101ZM103 86H104V85H103ZM116 86H117V85H116ZM145 86H144V87H145ZM165 86H166V85H165ZM198 86H200V84H199ZM202 86H203V85H202ZM220 86H221V85H220ZM23 87H24V86H23ZM38 87H37V88H38ZM41 87H42V86H41ZM49 87H50V86H48V88H49ZM59 87H60V89H59L60 91L63 90V89H61V87H62L61 85H60ZM63 87H64V85H63ZM71 87H73V86H71ZM80 87H82V85H81ZM83 87H85V85H84ZM109 87H111V86H109ZM119 87H120V86H119ZM131 87H133V86H131ZM131 87H130V88H131ZM146 87H148V85H147ZM150 87H151V86H150ZM163 87H164V86H163ZM169 87H170V85H169ZM208 87H209V86H208ZM222 87H223V86H222ZM224 87H225V85H224ZM2 88H3V87H2ZM39 88H40V87H39ZM39 88H38V89H39ZM57 88H58V87H57ZM73 88H75V87H73ZM77 88H78V87H77ZM77 88H76V89H77ZM90 88H91V87H90ZM116 88H118V87H116ZM120 88H121V87H120ZM120 88H119V89H120ZM123 88H124V86H123ZM125 88H126V86H125ZM137 88H138V87H137ZM137 88H136V89H137ZM176 88H177V86H176ZM187 88H188V87H187ZM193 88H194V87H193ZM206 88H207V87H206ZM240 88H241V87H240ZM5 89H6V88H5ZM12 89L15 90V87L12 88ZM29 89H30V88H29ZM33 89H34V88H33ZM41 89H42V88H41ZM70 89H71V88H70ZM95 89H96V87H95ZM109 89H111V88H108V90H109ZM113 89H114V88H113ZM169 89H170V88H169ZM169 89H167V90H169ZM177 89H178V88H177ZM177 89H176L175 91H177ZM180 89H181V88H180ZM221 89H222V88H221ZM233 89L235 90V88H233ZM236 89H237V88H236ZM256 89H257V88H256ZM1 90H2V89H1ZM26 90H27V89H26ZM34 90H35V89H34ZM48 90H49V89H48ZM55 90H56V89H55ZM55 90H54V91H55ZM65 90H66V88H65ZM65 90H64V93H63L64 95H65ZM80 90H81V89L79 88V91H78V90H77V91L80 92ZM83 90H84V89H83ZM90 90H91V89H90ZM98 90H99V87H98ZM98 90H97V91H98ZM102 90H103V88H102ZM102 90L100 89L99 91L102 93ZM129 90H131V89H129ZM139 90H140V89H139ZM139 90H137V91H139ZM142 90H143V89H142ZM142 90H141V91H142ZM161 90H163V89H161ZM167 90H166V91H167ZM201 90H202V89H201ZM213 90H214V89H213ZM219 90H220V89H219ZM219 90H218V91L216 90V92L219 93V92H220ZM237 90H239V89H237ZM2 91H3V90H2ZM56 91H57V90H56ZM70 91H71V90H70ZM92 91H93V89H92ZM97 91H96V92H97ZM105 91H106V90H104V92H105ZM114 91H116V90H114ZM114 91H111V90H110V93L112 92L111 95L113 94ZM119 91H120V90H119ZM121 91H122V90H121ZM125 91H126V90H125ZM127 91H128V90H127ZM137 91H135V92H137ZM159 91H160V90H159ZM163 91H164V90H163ZM184 91H185V90H184ZM188 91H189V89H188ZM229 91H230V90H229ZM240 91H241V90H240ZM240 91H239V92H240ZM262 91H263V90H262ZM17 92H19V91H17ZM58 92H59V91H58ZM58 92H57V93H58ZM81 92H82V91H81ZM86 92H87V94H88V91H86ZM107 92H108V91H107ZM139 92H140V91H139ZM142 92H143V91H142ZM142 92H141V94H142ZM155 92H156V91H155ZM164 92H165V91H164ZM173 92H174V91H173ZM173 92H172V93H173ZM186 92H187V91H186ZM186 92H185V93H186ZM189 92H190V91H189ZM216 92H215V93H216ZM241 92H242V91H241ZM259 92H260V91H259ZM52 93H54V92H52ZM52 93H51V94H52ZM66 93H67V92H66ZM72 93H73V90H72ZM72 93H71V94H72ZM75 93H76V92H75ZM108 93H109V92H108ZM120 93H122V92H120ZM120 93H119V95H120ZM126 93H127V92H126ZM126 93H125V95H126ZM131 93H134V92L131 91ZM147 93H148V92H147ZM158 93H159V92H158ZM178 93H179V92H178ZM191 93H192V92H191ZM200 93H201V92H200ZM210 93H211V91H210ZM231 93H232V92H231ZM260 93H261V92H260ZM59 94H61V93L59 92ZM84 94H85V93H84ZM92 94H93V92H92ZM95 94H96V93H95ZM115 94H116V93H115ZM134 94H135V93H134ZM138 94H139V93H138ZM141 94H140V95H141ZM153 94H154V91H150V92L148 93V95H147V97H149L151 101H153V99H154V98H153ZM166 94H167V92H166ZM174 94H175V93H173V95H174ZM188 94H190V93H188ZM207 94H208V93H207ZM219 94L221 95V92H220ZM233 94H234V93H233ZM237 94H238V93H237ZM248 94H249V92H248ZM253 94H254V93H253ZM24 95H25V94H24ZM64 95H63V96H64ZM66 95H67V94H66ZM88 95H89V94H88ZM127 95H128V93H127ZM136 95H137V94H136ZM162 95H163V94H162ZM170 95H171V94H170ZM175 95H176V94H175ZM182 95H183V94H182ZM215 95H216V94H215ZM241 95H242V94H241ZM21 96H22V95H21ZM25 96H26V95H25ZM31 96H32V95H31ZM40 96H43V95H40ZM54 96H55V95H54ZM61 96H62V95H61ZM86 96H87V95H86ZM108 96H109V95H108ZM113 96H114V95H113ZM122 96H123V95H122ZM176 96H177V95H176ZM179 96H180V95H179ZM199 96H200V95H199ZM209 96H210V95H209ZM223 96H225V95H223ZM29 97H30V96H29ZM34 97H35V96H34ZM88 97H90V96H88ZM94 97H95V96H94ZM110 97H111V96H110ZM129 97H131V95L128 96V99H129ZM138 97H139V96H138ZM169 97H170V96H169ZM174 97H175V96H174ZM183 97H184V96H183ZM213 97H214V95H213L211 98L213 99ZM216 97H217V96H216ZM219 97H220V96H219ZM227 97H228V96H227ZM4 98H5V97H4ZM47 98H48V96H47ZM65 98H66V97H65ZM82 98H83V97H82ZM90 98H92V97H90ZM116 98L118 99V97H116ZM132 98H134V97H132ZM144 98H145V97H144ZM199 98H200V97H199ZM199 98H198V99H199ZM202 98H203V96H202ZM214 98H215V97H214ZM234 98H235V96H234ZM1 99H2V98H1ZM22 99H23V98H22ZM26 99H27V98H26ZM40 99H41V98H40ZM50 99H51V98H50ZM52 99H53V98H52ZM60 99H62V98H60ZM83 99H84V101H85V98H83ZM120 99L123 100L122 97H121V98L119 97V100H120ZM128 99H127V101H128ZM146 99H147V98H146ZM178 99H179V98H178ZM180 99H181V98H180ZM185 99H186V97H185ZM196 99H197V97H196ZM208 99H209V98H208ZM24 100H25V99H24ZM56 100H57V99H56ZM88 100H89V99H88ZM88 100H87V101H88ZM91 100H93V98H92ZM94 100H95V98H94ZM97 100H99V99H97ZM102 100H103V99H102ZM107 100H108V99H107ZM110 100H111V99H110ZM112 100H113V99H112ZM121 100H120V101H121ZM129 100H130V99H129ZM133 100H134V99H133ZM154 100H155V99H154ZM165 100H166V99H165ZM167 100H169V99H167ZM176 100H177V98H176ZM181 100H182V99H181ZM191 100H192V98H191ZM194 100H195V99H194ZM251 100H252V98H251ZM253 100H254V99H253ZM257 100H258V99H257ZM44 101H45V100H44ZM130 101H131V100H130ZM144 101H145V100H144ZM148 101H149V100H148ZM151 101H150V102H151ZM172 101H173V100H172ZM174 101H175V100H174ZM174 101H173V102H174ZM177 101H178V100H177ZM200 101H201V99H200ZM204 101H205V100H204ZM23 102H25V101H23ZM45 102L48 103V101H45ZM73 102H74V101H73ZM100 102H101V100H99V104H98V103H97V104L101 106L102 104H100ZM105 102H106V101H105ZM115 102H116V101H115ZM117 102H118V101H117ZM121 102H122V101H121ZM123 102H124V100H123ZM133 102H134V101H132V103H133ZM189 102H190V100H189ZM227 102H228V101H227ZM231 102H232V101H231ZM50 103H51V102H50ZM70 103H72V102H70ZM75 103H76V101H75ZM81 103H82V102H79V104H81ZM92 103H93V102H92ZM101 103H102V102H101ZM124 103H126V101H125ZM124 103H123V104H124ZM146 103H147V102H146ZM182 103H183V102H182ZM192 103H193V102H192ZM198 103H199V102H198ZM217 103H218V102H217ZM217 103H216V104H217ZM222 103H223V102H222ZM26 104H27V103H26ZM43 104H44V103H43ZM43 104H42V105H43ZM51 104H52V103H51ZM51 104H50V105H51ZM55 104H56V103H55ZM58 104H59V102H58ZM65 104H66V103H65ZM68 104H69V103H68ZM87 104H88V103H87ZM94 104H95V102H94ZM106 104H107V102H106ZM116 104H117V103H116ZM120 104H121V103H120ZM120 104H117V105L120 106ZM148 104H149V103H148ZM153 104H154V103H153ZM225 104H226V103H225ZM227 104H228V103H227ZM227 104H226V105H227ZM231 104H232V103H231ZM231 104H230V105H231ZM245 104H246V103H245ZM250 104H251V103H250ZM252 104H253V103H252ZM252 104H251V105H252ZM3 105H4V104H3ZM62 105H64V104H62ZM70 105H71V104H70ZM72 105H73V104H72ZM92 105H93V104H92ZM92 105H90V107H91ZM98 105H96V106L98 107ZM140 105H141V104H139V107H141ZM150 105H151V104H150ZM209 105H210V103H209ZM248 105H249V104H248ZM44 106H45V105H44ZM52 106L54 107L53 104H52L50 107H52ZM58 106H59V105H58ZM60 106H61V105H60ZM60 106H59V109H60ZM79 106H80V105H79ZM96 106H95V107H96ZM112 106H113V105H112ZM156 106H157V105H156ZM177 106H178V105H177ZM192 106H193V105H192ZM200 106H201V105H200ZM210 106L212 107V105H210ZM239 106H240V105H239ZM45 107H46V106H45ZM48 107H49V106H48ZM66 107H67V106H66ZM74 107H75V106H74ZM97 107H96V108H97ZM104 107H105V106H104ZM106 107H107V106H106ZM123 107H124V106H123ZM123 107H122V109H123ZM128 107H129V106H128ZM132 107H133V106H132ZM152 107H155V106H152ZM171 107H172V104H171ZM235 107H236V106H235ZM245 107H247V106H245ZM249 107H250V105H249ZM43 108H44V107H42V109H43ZM57 108H58V107H57ZM75 108H76V107H75ZM86 108H88V106L85 107V109H86ZM98 108H99V107H98ZM120 108H121V107H120ZM124 108H125V107H124ZM133 108H135V107H133ZM133 108H132V110H133ZM145 108H146V107H145ZM158 108H160V107H158ZM193 108H194V107H193ZM226 108H227V107H226ZM229 108H230V107H229ZM231 108H232V107H231ZM236 108H237V107H236ZM31 109H32V108H31ZM47 109H48V108H47ZM47 109H46V112L48 111ZM59 109H57L58 112H60ZM88 109H89V108H88ZM90 109H91V108H90ZM102 109H103V108H102ZM105 109H107V108H105ZM112 109H113V107H112ZM127 109H128V108H127ZM149 109H150V108H149ZM167 109H168V108H167ZM167 109H165V110H167ZM169 109H170V108H169ZM171 109H172V108H171ZM179 109H180V108H179ZM233 109H234V108H233ZM49 110H50V109H49ZM60 110H61V109H60ZM67 110H68V109H67ZM81 110H82V109H81ZM95 110H96V109H95ZM130 110H131V109H130ZM181 110H182V109H181ZM194 110H195V108H194ZM194 110H193V111H194ZM199 110H200V109H199ZM213 110H214V109H213ZM52 111H53V109H52ZM52 111H51V112H52ZM89 111H90V110H89ZM122 111H123V110H122ZM134 111H136V109H135ZM138 111H139V109H138ZM176 111H177V110H176ZM182 111H183V110H182ZM190 111H191V110H190ZM193 111H192V112H193ZM197 111H198V110H197ZM214 111H215V110H214ZM231 111H232V110H231ZM242 111H243V110H242ZM37 112H38V111H37ZM40 112H41V110H40ZM40 112H38V113H40ZM42 112H44V111H42ZM51 112H50V114H51ZM69 112H71V110H69ZM82 112H83V111H82ZM98 112H100V111H98ZM105 112H106V110H105ZM123 112H124V111H123ZM123 112H121V113H123ZM162 112H163V110H162ZM180 112H181V111H180ZM195 112H196V110H195ZM195 112H194V113H195ZM250 112H251V110H250ZM22 113H23V112H22ZM61 113H62V112H61ZM63 113H64V112H63ZM85 113L87 114V112H85ZM85 113H84V114H85ZM88 113H89V112H88ZM108 113H109V112H108ZM108 113H106V114H108ZM118 113H120V112H118ZM121 113H120V115H122ZM125 113H128L127 110L125 111ZM175 113H176V112H175ZM181 113H182V112H181ZM200 113H201V112H200ZM240 113H241V112H240ZM240 113L238 112L236 115H238V117H239V116H240ZM23 114H24V113H23ZM40 114H41V113H40ZM45 114L48 115V113H45ZM66 114H67V113H66ZM109 114H110V113H109ZM112 114H113V110H112ZM123 114H124V113H123ZM131 114H133V113H131ZM151 114H152V112H151ZM151 114H150V115H151ZM165 114H166V112H165ZM165 114H164V115H165ZM167 114H168V113H167ZM190 114H191V113H190ZM201 114H202V113H201ZM209 114H210V113H209ZM241 114H242V113H241ZM6 115H8V114H6ZM21 115H22V114H21ZM47 115H45V116L47 117ZM54 115H55V113H54ZM63 115H64V114H63ZM72 115H73V114H72ZM101 115H102V113H101ZM116 115H117V112H116ZM128 115H130V113H128ZM128 115H127V116H128ZM141 115L143 116V112H142ZM159 115H160V114H159ZM182 115H183V113H182ZM194 115H195V114H194ZM202 115H203V114H202ZM231 115H232V114H231ZM52 116H53V114H52ZM74 116H75V115H74ZM113 116H114V115H113ZM132 116H133V115H132ZM134 116H135V114H134ZM139 116H140V115H139ZM145 116H146V115H144V117H145ZM147 116H148V115H147ZM184 116H186V115H184ZM189 116H190V115H189ZM203 116H204V115H203ZM20 117H21V116H20ZM50 117H51V116H49V117H47V118H50ZM53 117H54V116H53ZM66 117H68V116H66ZM70 117H71V116H70ZM72 117H73V116H72ZM75 117H77V116H75ZM120 117H121V116H120ZM123 117L125 118V116H123ZM130 117H131V116H130ZM135 117H136V116H135ZM164 117H165V116H163V118H164ZM169 117H170V116H169ZM172 117H173V116H172ZM190 117H191V116H190ZM212 117H213V116H212ZM235 117H236V116H235ZM235 117H234V118H235ZM34 118H37V117H34ZM68 118H69V117H68ZM77 118H78V117H77ZM79 118H80V117H79ZM115 118H117V117H115ZM121 118H122V117H121ZM133 118H134V117H133ZM174 118H175V117H174ZM198 118H199V117H198ZM37 119H39V118H37ZM69 119H71V118H69ZM73 119H74V118H73ZM117 119H118V118H117ZM126 119H129V118H126ZM126 119H125V120H126ZM135 119H136V118H135ZM145 119H146V118H145ZM150 119H153L152 116H151ZM150 119H149V120H150ZM158 119H160V118H158ZM179 119H180V118H179ZM189 119H190V118H189ZM215 119H216V118H215ZM239 119H240V121L244 122L242 117L239 118ZM263 119H264V118H263ZM19 120H20V119H19ZM31 120H32V118H31ZM47 120H48V119H46V121H47ZM66 120H67V119H66ZM81 120H82V119H81ZM85 120H86V119H85ZM95 120H96V119H95ZM132 120H133V119H132ZM142 120H143V117H142ZM163 120H164V119H163ZM170 120H171V119H170ZM202 120H203V119H202ZM222 120L224 121V119H222ZM237 120H238V119H237ZM257 120H258V119H257ZM20 121H22V120H20ZM32 121H34V120H32ZM53 121H56V120H53ZM121 121H122V120H121ZM145 121L147 122L148 120H145ZM177 121H178V120H177ZM196 121H197V120H196ZM206 121H207V119H206ZM223 121H222V122H223ZM232 121H233V120H232ZM259 121H260V120H258V122H259ZM18 122H19V121H18ZM35 122H36V121H35ZM50 122H51V120H50ZM57 122H58V121H57ZM60 122H62V119H61ZM70 122H71V121H70ZM73 122H74V121H73ZM76 122H78V121H75V123H76ZM82 122H83V121H82ZM82 122H80V124H81ZM140 122H144V121H140ZM154 122H156V121H154ZM170 122H171V121H170ZM188 122H189V121H188ZM222 122H221V123H222ZM234 122H235V121H234ZM238 122H239V121H238ZM238 122H237V123H238ZM247 122H248V121H247ZM15 123H16V122H15ZM58 123H59V122H58ZM58 123H57V124H58ZM63 123H64V122H63ZM88 123H89V122H88ZM125 123H126V122H124V124H125ZM150 123H151V122H150ZM172 123H173V122H172ZM198 123H199V122H198ZM239 123H241V122H239ZM239 123H238V124H239ZM249 123H250V122H249ZM253 123H254V122H253ZM45 124H46V123H45ZM45 124L43 123V125H45ZM60 124H62V123H59V125H60ZM127 124H128V123H127ZM146 124H147V123H146ZM155 124H156V123H155ZM163 124H164V123H163ZM176 124H177V123H176ZM202 124H203V123H202ZM207 124H208V123H207ZM209 124H210V122H209ZM212 124H215V123L212 122ZM222 124H223V123H222ZM222 124H221V125H222ZM2 125H3V124H2ZM12 125H13V124H12ZM22 125L24 126V124H22ZM22 125H21V126H22ZM39 125H40V124H39ZM48 125H49V124H48ZM72 125H73V124H72ZM114 125H115V124H114ZM136 125H137V124H136ZM136 125H135L134 127H136ZM141 125H143V124H141ZM151 125H153V124H151ZM158 125H159V124H158ZM172 125H173V124H172ZM199 125H200V124H199ZM199 125H198V126H199ZM203 125H204V124H203ZM219 125H220V123H219ZM263 125H264V124H263ZM50 126H51V125H49V127H50ZM61 126H64V127H65L64 124L61 125ZM68 126H69V124H68ZM68 126H67V127H68ZM73 126H74V125H73ZM79 126H80V125H79ZM143 126H145V125H143ZM161 126H162V124H161ZM169 126H170V125H169ZM175 126H176V125H175ZM175 126H174V127H175ZM183 126H184V125H183ZM193 126H194V125H193ZM193 126H192V127H193ZM252 126L256 128V126H254V125H252ZM257 126H258V125H257ZM26 127H28V126H26ZM38 127H39V126H38ZM41 127H42V126H41ZM45 127H46V126H45ZM45 127H44V128H45ZM81 127H83V126H81ZM86 127H87V126H86ZM132 127H133V126H132ZM140 127L142 128V126H140ZM159 127H160V126H159ZM167 127H168V126H167ZM170 127H171V126H170ZM179 127H180V126H179ZM196 127H197V126H196ZM201 127H202V126H201ZM203 127H204V126H203ZM203 127H202V128H203ZM211 127H212V125H211ZM215 127H216V125H215ZM215 127H214V129H215ZM218 127H219V126H218ZM239 127H240V126H239ZM28 128H29V127H28ZM47 128H48V127H47ZM69 128H70V127H69ZM75 128H77V127L75 126ZM105 128H106V127H105ZM137 128H138V126H137ZM147 128H150V127H147ZM151 128H152V127H151ZM163 128H164V127H163ZM180 128H181V127H180ZM186 128H187V127H186ZM194 128H195V127H194ZM199 128H200V127H199ZM208 128H209V127H208ZM220 128H221V126H220ZM255 128H254V129H255ZM4 129H5V128H4ZM29 129H30V128H29ZM39 129H40V127H39ZM39 129H38V130H39ZM91 129H92V128H91ZM131 129H133V128H131ZM214 129H213V130H214ZM222 129H223V128H222ZM225 129H226V128H225ZM230 129H231V128H230ZM236 129H237V128H236ZM249 129H250V128H249ZM249 129H248V131H249ZM17 130H19V129H17ZM25 130H26V128H25ZM27 130H28V129H27ZM27 130H26V131H27ZM30 130H31V129H30ZM67 130H68V129H67ZM70 130H72V129H70ZM122 130H123V129H122ZM154 130H155V129H154ZM183 130H184V129H183ZM200 130H202V129H200ZM200 130H199V131H200ZM261 130H262V129H261ZM6 131H7V130H6ZM26 131H25V132H26ZM39 131H41V129H40ZM42 131H43V129H42ZM68 131H69V130H68ZM92 131H93V130H92ZM92 131H91V132H92ZM125 131H126V130H125ZM125 131H124V132H125ZM129 131H130V130H129ZM134 131H135V130H134ZM140 131H141V130H140ZM148 131H149V130H148ZM166 131H167V130H166ZM215 131H216V130H215ZM237 131H238V130H237ZM237 131H236V132H237ZM245 131H246V130H245ZM250 131H251V130H250ZM23 132H24V131H23ZM23 132H22V133H23ZM25 132H24V133H25ZM27 132H29V130H28ZM27 132H26V133H27ZM71 132H73V131H71ZM113 132H114V131H113ZM130 132H131V131H130ZM142 132H144V131H142ZM146 132H147V131H146ZM179 132H180V131H179ZM191 132H194V130L192 129ZM205 132H206V131H205ZM225 132H226V131H225ZM230 132H232V131H230ZM255 132H256V131H255ZM8 133H9V132H8ZM11 133H12V132H11ZM24 133H23V134H24ZM31 133H32V132H31ZM37 133H38V132H37ZM37 133H36V134H37ZM39 133H40V132H39ZM39 133H38V134H39ZM74 133H75V132H74ZM125 133H126V132H125ZM150 133H151V132H150ZM173 133H174V131H173ZM211 133H212V132H211ZM222 133H223V132H222ZM243 133H245V132H243ZM249 133H251V132H249ZM258 133H259V132H258ZM59 134H60V133H59ZM77 134H78V133H77ZM77 134H76V135H77ZM139 134H140V133H139ZM159 134H160V133H159ZM165 134H166V133H165ZM167 134H169V133H167ZM174 134H175V133H174ZM182 134H183V133H182ZM197 134H198V132H197ZM236 134H237V133H236ZM245 134H246V133H245ZM263 134H264V133H263ZM263 134H262V135H263ZM73 135H74V134H73ZM84 135H85V134H84ZM92 135H93V134H92ZM100 135H101V134H100ZM134 135H135V134H134ZM177 135H178V134H177ZM177 135H176V136H177ZM195 135H196V132H195ZM200 135H201V133H200ZM202 135H203V134H202ZM217 135H218V133H217ZM217 135H216V136H217ZM220 135H221V134H220ZM232 135H233V134H232ZM234 135H235V134H234ZM247 135H248V134H247ZM253 135H254V134H253ZM260 135H261V134H260ZM151 136H153V134H152ZM151 136H150V137H151ZM164 136H165V135H164ZM225 136H226V135H225ZM241 136H242V135H241ZM241 136H240V137H241ZM254 136H255V135H254ZM76 137H77V136H76ZM97 137H98V136H97ZM156 137H158V136H156ZM156 137H155V138L152 137V138L156 139ZM195 137H196V136H195ZM214 137H215V136H214ZM226 137H227V136H226ZM226 137H225V138H226ZM235 137H236V136H235ZM240 137H239V138H240ZM147 138H148V137H147ZM171 138H172V137H171ZM191 138H192V137H191ZM191 138H190V139H191ZM193 138H194V137H193ZM206 138H207V137H206ZM212 138H213V135H212ZM239 138L236 137V139H239ZM172 139H173V138H172ZM190 139H189V140H190ZM240 139H241V138H240ZM260 139H261V138H260ZM30 140H31V139H30ZM106 140H107V139H106ZM149 140H150V139H149ZM166 140H167V139H166ZM187 140H188V139H187ZM189 140H188V141H189ZM194 140H195V139H194ZM205 140H206V139H205ZM207 140H208V139H207ZM231 140H232V139H231ZM244 140H247V139H244ZM38 141H39V140H38ZM103 141H104V140H103ZM147 141H148V140H147ZM156 141L159 142L158 140H156ZM178 141H179V140H178ZM182 141H183V140H182ZM188 141H187V142H188ZM191 141H192V140H191ZM239 141H240V140H239ZM239 141H238V142H239ZM252 141H254V140H252ZM33 142H34V141H33ZM69 142H70V141H69ZM104 142H105V141H104ZM109 142H110V141H109ZM112 142H113V141H112ZM170 142H172V140H171ZM215 142H216V141H215ZM220 142H221V141H220ZM225 142H226V141H225ZM242 142H244V141H242ZM254 142H255V141H254ZM98 143H99V142H98ZM131 143H132V140H131ZM154 143H155V141H154ZM178 143H180V142H178ZM211 143H212V142H211ZM231 143H232V142H231ZM96 144H97V143H96ZM162 144H164V143H162ZM174 144H175V143H174ZM182 144H183V143H182ZM186 144L188 145L189 143H186ZM244 144H245V143H244ZM257 144H258V141H257ZM74 145H75V144H74ZM80 145H81V144H80ZM176 145H177V144H176ZM201 145H203V144H201ZM218 145H221V144L219 143ZM230 145H232V144H230ZM238 145H239V144H238ZM238 145H237V146H238ZM249 145H250V144H249ZM60 146L63 147V145H60ZM104 146H105V144H104ZM107 146H108V145H107ZM109 146H110V145H109ZM128 146H129V145H128ZM155 146H156V145H155ZM166 146H167V145H166ZM173 146H174V145H172V147H173ZM181 146H182V145H181ZM181 146H180V148H181ZM190 146H191V149H192L193 147H192L191 144L189 145V147H190ZM213 146H214V145H213ZM255 146H256V145H255ZM33 147H34V146H33ZM85 147H86V146H85ZM99 147H100V145H99ZM113 147H114V146H113ZM118 147H120V145H119ZM135 147H136V146H135ZM164 147H165V146H164ZM168 147H169V149H171L170 145H169ZM177 147H179V146L177 145ZM207 147H208V146H207ZM233 147H234V146H233ZM258 147H259V145H258ZM263 147H264V146H263ZM15 148H16V147H15ZM59 148H60V147H59ZM80 148H81V147H80ZM104 148H105V147H104ZM104 148H103V149H104ZM180 148H178V149H180ZM187 148H188V147H187ZM231 148H232V147H231ZM99 149H100V148H99ZM120 149H122V147H120ZM154 149H155V148H154ZM160 149H161V148H160ZM162 149H164V148H162ZM181 149H182V148H181ZM211 149H212V148H211ZM215 149H216V147H215ZM249 149H250V148H249ZM252 149H253V148H252ZM254 149H255V148H254ZM16 150H17V149H16ZM22 150H23V149H22ZM89 150H90V149H89ZM126 150H127V149H126ZM166 150H167V148H166ZM255 150H256V149H255ZM81 151H82V150H81ZM98 151H99V150H98ZM153 151H154V150H153ZM185 151H186V150H185ZM189 151H190V150H189ZM119 152H120V151H119ZM124 152H125V151H124ZM166 152H167V151H165V153H166ZM168 152H169V151H168ZM182 152H183V150H182ZM210 152H211V151H210ZM227 152H228V151H227ZM263 152H264V151H263ZM32 153H33V152H32ZM80 153H81V152H80ZM126 153H127V152H126ZM171 153H172V150H171ZM178 153H179V152H178ZM189 153H190V152H189ZM197 153H198V151H197ZM224 153H225V152H224ZM232 153H233V151H232ZM240 153H241V152H240ZM240 153H239V154H240ZM91 154H92V153H91ZM93 154H94V153H93ZM159 154H160V153H159ZM169 154H170V152H169ZM181 154H182V153H181ZM225 154H226V153H225ZM233 154H235V152H234ZM4 155H5V154H4ZM29 155H30V154H29ZM36 155H37V154H36ZM99 155H100V154H99ZM126 155H127V154H126ZM172 155H173V154H172ZM189 155H190V154H189ZM198 155H199V154H198ZM251 155H252V153H251ZM258 155H259V154H258ZM92 156H93V155H92ZM124 156H125V155H124ZM154 156H155V154H154ZM156 156H157V154H156ZM160 156H161V155H160ZM163 156H164V154H163ZM176 156H177V155H176ZM183 156H184V154H183ZM183 156H181V158H183ZM203 156H204V155H203ZM235 156H237V155H235ZM253 156L255 157V154H254ZM34 157H35V156H34ZM34 157H33V159H34ZM157 157H158V156H157ZM177 157H178V156H177ZM177 157H176V158H177ZM196 157L198 158V156H196ZM204 157H205V156H204ZM212 157H213V156H212ZM233 157H234V156H233ZM251 157H252V156H251ZM254 157H252V158H254ZM30 158H31V157H30ZM100 158H101V157H100ZM184 158H185V157H184ZM193 158H194V157H193ZM263 158H264V157H263ZM18 159H19V158H18ZM37 159H38V158H37ZM143 159H144V158H143ZM164 159H165V158H164ZM189 159H190V158H189ZM194 159H195V158H194ZM199 159H200V158H198V160H199ZM203 159H204V158H203ZM257 159H258V158H257ZM15 160H16V159H15ZM107 160H108V159H107ZM195 160H196V159H195ZM198 160H197V161H198ZM227 160H228V159H227ZM243 160H244V159H243ZM245 160H246V159H245ZM253 160H254V159H253ZM263 160H264V159H263ZM109 161H110V160H109ZM130 161H131V160H130ZM144 161H145V160H144ZM181 161H182V159H181ZM200 161H202V160L200 159ZM208 161H209V160H208ZM210 161H211V160H210ZM210 161H209V162H210ZM228 161H229V160H228ZM236 161H237V160H236ZM4 162H5V161H4ZM92 162H94V161L92 160ZM110 162H111V161H110ZM131 162H132V161H131ZM147 162H148V161H147ZM182 162H183V161H182ZM184 162H185V160H184ZM231 162H232V161H231ZM231 162H230V163H231ZM242 162H243V161H242ZM244 162H246V161H244ZM247 162H248V161H247ZM249 162H251V161H249ZM255 162H256V161H255ZM258 162H259V161H258ZM90 163H91V162H90ZM98 163H99V162H98ZM140 163H141V162H140ZM179 163H180V162H179ZM185 163H186V162H185ZM193 163H194V162H193ZM200 163H201V162H200ZM204 163H205V162H204ZM211 163H212V162H211ZM213 163H214V162H213ZM215 163H216V162H215ZM226 163H227V161H226ZM100 164H101V163H100ZM125 164H126V162H125ZM201 164H202V163H201ZM206 164H207V166H209L207 162H206ZM227 164H228V163H227ZM231 164H232V163H231ZM261 164H262V163H261ZM2 165H3V164H2ZM92 165H93V164H92ZM140 165H141V164H140ZM194 165H195V164H194ZM203 165H205V164H203ZM203 165H202V166H203ZM211 165H212V164H211ZM211 165H210V166H211ZM256 165H257V164H256ZM262 165H263V164H262ZM89 166H90V165H89ZM131 166H132V168H133L134 165H131ZM141 166H143V165H141ZM177 166H178V165H177ZM236 166H237V165H236ZM249 166H250V165H249ZM12 167H13V166H12ZM129 167H130V166H129ZM144 167H145V166H144ZM148 167H149V166H148ZM185 167H186V166H185ZM194 167H195V166H194ZM219 167H220V166H219ZM219 167H218V168H219ZM246 167H247V165H246ZM251 167H252V166H251ZM251 167H250V168H251ZM1 168H2V167H1ZM14 168H15V167H14ZM88 168H89V167H88ZM115 168H116V167H115ZM125 168H126V167H125ZM134 168H135V167H134ZM170 168H171V167H170ZM196 168H197V166H196ZM218 168H217V169H218ZM254 168H255V167H254ZM254 168H253V169H254ZM2 169H3V168H2ZM11 169H12V168H11ZM21 169H22V168H21ZM86 169H87V168H86ZM100 169H101V168H100ZM137 169H138V168H137ZM177 169H178V168H177ZM187 169L190 170L189 168H187ZM187 169H186V170H187ZM202 169H203V168H202ZM212 169H213V168H212ZM215 169H216V168H215ZM224 169H225V168H224ZM224 169H223V170H224ZM243 169H245V168H243ZM253 169H252V170H253ZM256 169H257V168H256ZM259 169H260V168H259ZM259 169H258V170H259ZM263 169H264V168H263ZM116 170H117V169H116ZM116 170H115V171H116ZM121 170H122V169H121V167H120V171H121ZM135 170H136V169H135ZM138 170H139V169H138ZM148 170H150V169H148ZM154 170H155V169H154ZM193 170L195 171L194 168H193ZM90 171H91V169H90ZM111 171H112V170H111ZM120 171H119V172H120ZM122 171H123V170H122ZM127 171H128V170H127ZM162 171H163V170H162ZM162 171H161V172H162ZM182 171H183V170H182ZM211 171H212V170H211ZM215 171H217V170H215ZM220 171H222V170H220ZM262 171H263V170H262ZM5 172H6V171H5ZM136 172H137V171H136ZM138 172H139V171H138ZM152 172H153V171H152ZM159 172H160V171H159ZM163 172H164V171H163ZM200 172H201V170H200ZM225 172H226V170H225ZM258 172H259V171H258ZM0 173H1V172H0ZM91 173H93V171H92ZM123 173H124V172H123ZM139 173H142V172H139ZM139 173H138V174H139ZM145 173H147V172H145ZM149 173H150V172H149ZM149 173H148V175H149ZM169 173H170V171H169ZM202 173H203V172H202ZM207 173H208V171H207ZM109 174H110V173H109ZM114 174H115V173H114ZM121 174H122V173H121ZM134 174H135V173H134ZM143 174H144V173H143ZM150 174H151V173H150ZM172 174H173V173H172ZM180 174H181V173H180ZM213 174H214V173H213ZM244 174H245V173H244ZM244 174H243V176H244ZM18 175H19V174H18ZM77 175H78V174H77ZM77 175H75V176H77ZM84 175H85V174H84ZM112 175H113V174H112ZM115 175H117V173H116ZM125 175H126V174H125ZM154 175H155V174H154ZM173 175H174V174H173ZM193 175H194V174H193ZM196 175H197V174H196ZM202 175H203V174H202ZM205 175H207V174H205ZM255 175H256V174H255ZM19 176H21V175H19ZM19 176H15V177H17V180H18V178H20ZM71 176H73V175H71ZM101 176H102V175H101ZM119 176H120V174H119ZM123 176H124V175H123ZM123 176H122V177H123ZM131 176H132V175H131ZM134 176H135V175H134ZM141 176H142V174H141ZM144 176H145V175H144ZM149 176H150V175H149ZM152 176H153V173H152ZM166 176H167V175H166ZM73 177H74V176H73ZM86 177H87V176H86ZM113 177H114V176H113ZM117 177H118V176H117ZM125 177H128V176H125ZM135 177H136V176H135ZM135 177H134V178H135ZM164 177H165V176H164ZM167 177H169V175H168ZM185 177H186V176H185ZM201 177H202V176H201ZM201 177H200V178H201ZM215 177H217V174H215ZM225 177H226V176H225ZM262 177H263V176H262ZM8 178H9V177H8ZM84 178H85V176H84ZM95 178H96V177H95ZM114 178H115V177H114ZM131 178H132V177H131ZM145 178H146V176H145ZM177 178H178V175H177ZM197 178H198V177H197ZM230 178H231V177H230ZM254 178H255V177H254ZM14 179H15V178H14ZM20 179H21V178H20ZM75 179H77V178H75ZM75 179L73 178V180H75ZM78 179H79V177H78ZM81 179H83V178H81ZM109 179H110V178H109ZM132 179H133V178H132ZM137 179L139 180V177H137ZM140 179H144V178L140 177ZM214 179H215V178H214ZM250 179H251V178H250ZM12 180H13V179H12ZM73 180H71V181H73ZM95 180H96V179H95ZM119 180H121V179H119ZM183 180H184V179H183ZM205 180H206V179H205ZM207 180H209V177L207 178ZM215 180H216V179H215ZM215 180H214L213 182H215ZM238 180H239V179H238ZM247 180H248V178H247ZM260 180H261V179H260ZM6 181H7V180H6ZM23 181H24V180H23ZM23 181H22V182H23ZM64 181H65V180H64ZM77 181H80V180H77ZM81 181H82V180H81ZM91 181H92V180H91ZM115 181H116V180H115ZM123 181H124V180H123ZM133 181H136V180H133ZM143 181H144V180H143ZM150 181H151V180H150ZM163 181H164V180H163ZM167 181H168V179H167ZM175 181H176V180H175ZM179 181H180V177H179ZM179 181H178V182H179ZM228 181H229V180H228ZM230 181H231V180H230ZM233 181H234V180H233ZM250 181H251V180H250ZM257 181H258V180H257ZM257 181H256V182H257ZM117 182H118V181H117ZM126 182H127V181H126ZM136 182H137V181H136ZM168 182H169V181H168ZM170 182H171V181H170ZM176 182H177V181H176ZM183 182H184V181H183ZM183 182H182V183H183ZM195 182H196V181H195ZM195 182H194V183H195ZM219 182H220V181H219ZM223 182H224V181H223ZM66 183H67V182H66ZM72 183H73V182H72ZM72 183H71V184H72ZM129 183H130V181H129ZM187 183H188V182H187ZM194 183H193V184H194ZM11 184H12V183H11ZM87 184H89V183H87ZM147 184H148V182H147ZM171 184H172V183H171ZM175 184H177V183H175ZM198 184H200V183H198ZM218 184H219V183H218ZM21 185H22V184H21ZM23 185L25 186L24 182H23ZM114 185H115V184H114ZM126 185H127V184H126ZM137 185H138V184H137ZM144 185H145V184H144ZM149 185H150V184H149ZM161 185H162V184H161ZM161 185H160V186H161ZM169 185H170V184H169ZM179 185H181V184H179ZM182 185H183V184H182ZM259 185H260V184H259ZM14 186H15V185H14ZM28 186H29V185H28ZM40 186H41V185H40ZM40 186H39V188H41ZM94 186L96 187V183H95ZM146 186H147V185H146ZM157 186H158V185H157ZM160 186H158V187H160ZM185 186H187V185H185ZM205 186H206V185H205ZM211 186H212V185H211ZM26 187H27V186H26ZM121 187H122V186H121ZM121 187H120V188H121ZM126 187H127V186H126ZM140 187H141V186H140ZM158 187H157V189H158ZM161 187H162V186H161ZM177 187H178V186H177ZM183 187H184V186H183ZM187 187H189V185H188ZM194 187H195V186H194ZM259 187H260V186H259ZM111 188H112V187H111ZM127 188H128V187H127ZM130 188H131V187H130ZM133 188H135V187H133ZM142 188H143V187H142ZM146 188H148V186H147ZM146 188H145V189H146ZM155 188H156V187H155ZM174 188H175V187H174ZM203 188H205V187H203ZM216 188H217V187H216ZM262 188H263V187H262ZM121 189H123V188H121ZM137 189H138V188H137ZM148 189H149V188H148ZM159 189H160V188H159ZM164 189L166 190V188H164ZM175 189H176V188H175ZM175 189H173L174 192H176ZM178 189H179V188H177V190H178ZM182 189H183V188H182ZM182 189H181V190H182ZM188 189H189V188H188ZM194 189H195V188H194ZM208 189H209V188H208ZM249 189H250V188H249ZM251 189H253V188H251ZM15 190H16V189H15ZM22 190H23V189H22ZM27 190H29V189L27 188ZM87 190H88V189H87ZM103 190H104V189H102L101 192H103ZM131 190H132V188H131ZM161 190H163V189H161ZM169 190H170V189H169ZM197 190H198V189H197ZM209 190H210V189H209ZM209 190H206V191H209ZM216 190H217V189H216ZM254 190H255V189H254ZM138 191H139V190H138ZM147 191H148V190H147ZM147 191H146V192H147ZM153 191H154V190H153ZM184 191H185V190H184ZM191 191H193V190H191ZM26 192H27V191H26ZM83 192H84V191H83ZM87 192H88V191H87ZM87 192H86V193H87ZM95 192H96V191H95ZM140 192H141V191H140ZM163 192H165V191H163ZM174 192H171V194L174 193ZM199 192H200V191H199ZM88 193H89V192H88ZM121 193H123V192H121ZM125 193H126V192H125ZM143 193H144V192H143ZM148 193H150V192H148ZM151 193H152V192H151ZM155 193H157V192H155ZM177 193H178V192H177ZM192 193H193V192H192ZM197 193H198V192H197ZM18 194H19V193H18ZM25 194H26V193H25ZM109 194H110V193H109ZM109 194L107 195V197L109 196ZM174 194H175V193H174ZM185 194H186V193H185ZM188 194H189V193H187V195H188ZM217 194H218V193H217ZM19 195H20V194H19ZM146 195H147V194H146ZM154 195H155V194H154ZM190 195H191V194H190ZM226 195H227V194H226ZM245 195H246V194H245ZM256 195H257V193H256ZM256 195H255V196H256ZM259 195H260V194H259ZM92 196L94 197V195H92ZM99 196H100V195H99ZM149 196H150V195H149ZM149 196H148V197H149ZM206 196H207V195H206ZM206 196H205V197H206ZM216 196H217V195H216ZM257 196H258V195H257ZM22 197H24V196H22ZM90 197H91V195L89 196V198H90ZM103 197H104V196H103ZM111 197H114V196H111ZM131 197H132V196H131ZM179 197H180V195H179ZM198 197H199V195H198ZM209 197H210V196H209ZM263 197H264V196H263ZM100 198H101V197H100ZM105 198H106V197H105ZM150 198H151V196H150ZM173 198H174V197H173ZM211 198H212V197H211ZM111 199H114V198H111ZM187 199H188V198H187ZM215 199H216V198H215ZM125 200H126V199H125ZM146 200H147V199H146ZM194 200H195V199H194ZM226 200H227V199H226ZM113 201H114V200H113ZM133 201H134V200H133ZM206 201H207V200H206ZM261 201H262V200H261ZM106 202H107V201H106ZM130 202H131V201H130ZM137 202H138V201H137ZM153 202H154V201H153ZM198 202H199V201H198ZM204 202H205V200H204ZM226 202H227V201H226ZM226 202H225V203H226ZM155 203H156V202H155ZM206 203H207V202H206ZM221 203H222V201H221ZM137 204H138V203H137ZM140 204H141V203H140ZM169 204H171V203H169ZM210 204H211V202H210ZM258 204H259V203H258ZM121 205H122V204H121ZM123 205H124V204H123ZM151 205H152V204H151ZM166 205H167V204H166ZM197 205H198V203H197ZM204 205H205V204H204ZM206 205H207V204H206ZM212 205H213V204H211V206H212ZM237 205H238V204H237ZM259 205H260V204H259ZM109 206H110V205H109ZM136 206H137V205H136ZM141 206H142V205H141ZM158 206H159V205H158ZM163 206H165V204H163ZM209 206H210V205H209ZM223 206H224V205H223ZM143 207H144V206H143ZM195 207H196V206H195ZM198 207H199V206H198ZM237 207H238V206H237ZM239 207H240V206H239ZM254 207H255V206H254ZM257 207H258V206H257ZM138 208H139V207H138ZM174 208L176 209L177 207H176V206L173 207V211H174ZM199 208H200V207H199ZM212 208H213V206H212ZM244 208H245V206H244ZM109 209H111V207H110ZM123 209H124V208H123ZM128 209H129V208H128ZM166 209H167V208H166ZM177 209H178V208H177ZM196 209H197V208H196ZM217 209H219V208H217ZM253 209H255V208H253ZM171 210H172V209H171ZM198 210H199V209H198ZM258 210H259V208H258ZM258 210H257V211H258ZM261 210H262V208H261ZM143 211H144V210H143ZM149 211H151V210H149ZM166 211H167V210H166ZM173 211H172V212H173ZM187 211H188V210H187ZM122 212H123V211H122ZM131 212H132V211H131ZM169 212H170V208H169ZM172 212H171V213H172ZM177 212H178V211H177ZM202 212H203V211H202ZM204 212H205V211H204ZM250 212H252V211H250ZM150 213H151V212H150ZM159 213H160V212H159ZM161 213H163V212H161ZM205 213H206V212H205ZM205 213H204V214H205ZM243 213H244V212H243ZM245 213H247V212H245ZM245 213H244V214H245ZM124 214H125V213H124ZM126 214H127V213H126ZM226 214H227V213H226ZM235 214H236V213H235ZM249 214H250V213H249ZM251 214H252V213H251ZM261 214H262V212H261ZM149 215H150V214H149ZM166 215H167V214H166ZM168 215H170V213H169ZM175 215H176V214H175ZM179 215H180V214H179ZM208 215H209V214H208ZM242 215H243V214H242ZM246 215H247V214H246ZM254 215H255V213H254ZM256 215H257V214H256ZM259 215H260V214H259ZM145 216H146V215H145ZM145 216H144V217H145ZM147 216H148V215H147ZM151 216H152V215H151ZM170 216H171V215H170ZM177 216H178V215H177ZM201 216H202V215H201ZM212 216H213V215H212ZM237 216H238V215H237ZM243 216H244V215H243ZM243 216H241V218H242ZM249 216H250V215H249ZM128 217H132V216H129V215H128ZM204 217H207V218H208V216H204ZM253 217H254V216H253ZM124 218H125V217H124ZM134 218H135V217H134ZM134 218H133V219H134ZM170 218H174V217H170ZM176 218H177V217H176ZM181 218H182V217H181ZM219 218H220V216H219ZM236 218H237V217H236ZM241 218H240V219H241ZM246 218H247V217H246ZM131 219H132V218H131ZM148 219H149V217H147L146 221H147ZM193 219H194V218H193ZM213 219H214V218H213ZM243 219H244V218H243ZM243 219H242V221H243ZM249 219H250V218H249ZM175 220H176V219H175ZM178 220H179V219H178ZM183 220H184V219H182V221H183ZM214 220H215V219H214ZM216 220H217V219H216ZM244 220H245V219H244ZM255 220H256V219H255ZM135 221H136V220H135ZM149 221H151V220H149ZM173 221H174V220H173ZM193 221H194V220H193ZM205 221H207V219H205ZM209 221H210V220H209ZM220 221H222V220H220ZM224 221H225V220H224ZM242 221H241V222H242ZM155 222H156V221H155ZM165 222H166V221H165ZM171 222H172V221H171ZM186 222H187V221H186ZM226 222H227V221H226ZM236 222H237V221H236ZM260 222H262V221L260 220ZM177 223H178V221H177ZM184 223H185V220H184ZM213 223H214V222H213ZM222 223H223V222H222ZM224 223H225V222H224ZM224 223H223V224H224ZM248 223H249V222H248ZM251 223H253V222H250V225H251ZM262 223H263V222H262ZM168 224H169V223H168ZM179 224H180V221H179ZM179 224H178V225H179ZM189 224H191V223L189 222ZM189 224H188V225H189ZM195 224H196V222H195ZM246 224H247V223H246ZM258 224H259V223H258ZM258 224H257V225H258ZM159 225H161V224H159ZM163 225H164V224H163ZM172 225H173V224H172ZM186 225H187V224H186ZM217 225H218V224H217ZM9 226H10V225H9ZM134 226H136V224H135ZM134 226H133V227H134ZM161 226H162V225H161ZM184 226H185V225H184ZM197 226H198V225H197ZM204 226H205V225H204ZM210 226H211V225H210ZM210 226H209V227H210ZM224 226H226V224H225ZM224 226H222V228H224ZM255 226H256V224H255ZM136 227H138V226H136ZM194 227H195V226H194ZM138 228H140V227H138ZM163 228H164V227H163ZM176 228H177V227H176ZM185 228H186V227H185ZM196 228H197V227H196ZM200 228H203V224H202V226H201ZM206 228H207V227H205V229H206ZM215 228H217V227H215ZM215 228L213 227V229H215ZM140 229H141V228H140ZM181 229H182V228H181ZM181 229H180V230H181ZM187 229H188V228H187ZM189 229H190V228H189ZM210 229H211V227H210ZM217 229H218V228H217ZM255 229H256V227H255ZM182 230H183V229H182ZM195 230H196V229H195ZM203 230H204V229H203ZM203 230H202V231H203ZM206 230H207V229H206ZM261 230L264 232V227H261ZM188 231H189V230H188ZM221 231H222V230H221ZM226 231H227V230H226ZM3 232H4V231H3ZM180 232H181V231H180ZM184 232H185V229H184ZM189 232H190V231H189ZM230 232H231V231H230ZM169 233H170V232H169ZM219 233H220V232H219ZM1 234H2V233H1ZM1 234H0V235H1ZM10 234H11V233H10ZM199 234H201V233H199ZM261 234H262V233H261ZM3 235H4V234H3ZM6 235H7V234H6ZM8 235H9V234H8ZM237 235H238V234H237ZM4 236H5V235H4ZM144 236H145V235L143 234V237H144ZM211 236H212V235H211ZM238 236H240V235H238ZM6 237H7V236H6ZM154 237H155V236H154ZM157 237H158V236H157ZM157 237H156V238H157ZM159 237H160V236H159ZM229 237H230V236H229ZM7 238H8V237H7ZM203 238H204V237H203ZM16 239H17V238H16ZM174 239H175V238H174ZM229 239H230V238H229ZM241 239H242V238H241ZM148 240H149V239H148ZM231 240H232V239H231ZM13 241H14V240H13ZM212 241H213V240H212ZM212 241H211V242H212ZM176 242H177V241H176ZM200 242H201V240H200ZM213 242H214V241H213ZM239 242H240V240H239ZM7 243H8V242H7ZM205 243H206V240H205ZM207 243H208V242H207ZM225 243H226V242H225ZM228 243H229V241H228ZM235 243H237V241H236ZM134 244H135V243H134ZM20 245H21V244H20ZM131 245H132V244H131ZM216 245H217V244H216ZM221 245H223V243H222ZM228 245H229V244H228ZM11 246H12V245H11ZM127 246H128V245H127ZM154 247H155V246H154ZM217 247H218V246H217ZM227 247L229 248V246H227ZM227 247H226V248H227ZM232 247H233V245H232ZM245 247H246V246H245ZM245 247H244V248H245ZM143 248H144V247H143ZM145 248H146V247H145ZM150 248H151V247H150ZM215 248H216V246H215ZM222 248H223V247H222ZM18 249H19V248H18ZM120 249H121V248H120ZM152 249H153V248H152ZM216 249H217V248H216ZM229 249H230V248H229ZM229 249H228V250H229ZM247 249H248V248H247ZM118 250H119V249H118ZM126 250H127V249H126ZM134 250H135V249H134ZM202 250H203V249H202ZM214 250H215V249H214ZM231 250H232V249H230V251H231ZM205 251H207V250H205ZM223 252H225V251H223ZM143 253H144V252H143ZM143 253H142V254H143ZM150 253H151V251H150ZM152 253H153V252H152ZM210 253H211V251H210ZM225 253H226V252H225ZM22 254H24V253L22 252ZM211 254H212V253H211ZM222 254H223V253H222ZM227 254H228V253H227ZM158 255H159V254H158ZM179 255H180V254H179ZM238 255H239V254H238ZM3 256H4V255H3ZM19 256H20V255H19ZM120 256H121V255H120ZM145 256H146V255H145ZM148 256H149V255H148ZM150 256H151V255H150ZM226 256H227V255H226ZM232 256H233V255H232ZM161 257H162V256H161ZM229 257H231V256H229ZM229 257H228V258H229ZM243 257H244V256H243ZM0 258H1V257H0ZM233 258H235V257H233ZM233 258H231V259H233ZM239 258H240V257L238 256V259H239ZM20 259H21V258H20ZM123 259H124V258H123ZM156 259H157V258H156ZM164 259H165V258H164ZM128 260H129V259H128ZM151 260H152V259H151ZM157 260H158V259H157ZM236 260H237V257H236ZM236 260H235V261H236ZM241 260H243V258H242ZM1 261L3 262L4 260H1ZM28 261H29V260H28ZM163 261H164V260H163ZM169 261H170V260H169ZM235 261H234V262H235ZM245 261H247V260H245ZM155 262H156V261H155ZM226 262H227V261H226ZM5 263H6V261H5ZM160 263H161V261H160ZM164 263H165V262H164ZM170 263H171V262H170ZM158 264H159V263H158ZM166 264H168V263H166ZM236 264H237V263H236ZM239 264H240V263H239ZM251 264H252V263H251ZM253 264H254V263H253Z\"/></svg>",
	"mask_w": 264,
	"mask_h": 264
}]
</instances>
